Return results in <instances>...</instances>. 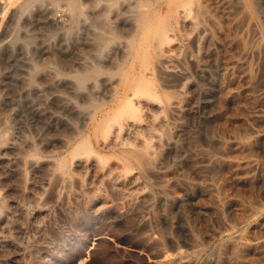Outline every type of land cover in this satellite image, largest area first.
<instances>
[{"label": "bare ground", "instance_id": "obj_1", "mask_svg": "<svg viewBox=\"0 0 264 264\" xmlns=\"http://www.w3.org/2000/svg\"><path fill=\"white\" fill-rule=\"evenodd\" d=\"M3 1V0H2ZM5 2V1H4ZM263 2V1H262ZM1 4H3L1 2ZM0 4V5H1ZM259 2L258 0H7L4 5V10L6 12H8L9 9H12L14 15L16 16L17 18V22H19V18L23 17V16H26L25 19L27 18H33V20H39V21H43L47 26H48V29L51 25L52 28H54V31H51L52 28H50L49 30L51 32H49V34L47 33V35L43 34L42 33V36H41V33H39L41 37V40L39 43H41L43 46H53V48L57 49L56 52L58 53H70L69 51L72 50V48H74L76 50L77 46L80 45L82 42H79V40L83 41L84 39L86 40V42H88V46L91 48H87L88 51H84L86 49V47H84L85 49L83 50L85 52V54L87 55V53L89 51H93L92 53L95 54L94 56L95 57H90L91 59H89L88 61V58L89 56V53H88V58L86 59V62L87 63H90L89 66L87 65H83L84 66V73L82 72L81 75L78 76L77 78V83H82L86 78L88 79V77L92 76V75H95L96 73H98L100 71V65L103 64L102 60V64H100V57L99 54L102 53V51L104 49H109L111 45H117L119 46V48L121 49V51L123 52L122 54H124V60L122 58L123 61L127 62L128 66H127V69L125 71V73H123L122 75H120V77H118V79H112V80H115V81H111L109 80V82L107 83V79H106V76H105V79L106 80L105 82L102 83L103 87H105V90L104 92H102V94H100L99 92L97 93L96 90H92L91 89V86L93 85H88V89L89 91L92 90V92H88L89 95L87 97V100L85 102V105H82V106H79L77 105L73 100H68V97L67 98H64L65 96H62L61 94H56L58 96V100L60 102L61 107L62 106L64 108H66L68 110L69 113L71 114H75L74 116L79 118L80 121H77L78 118H77V122H80V127H82V129H86L88 130V133L92 132L93 134L96 133L100 134L103 136V139H105L107 141V144L108 146H110L111 148H114L118 145H127V144H131L132 139H135V138H132V139H128L127 140V137L129 136H132L134 135V137L137 136L136 140L139 139L141 136L138 137V135L140 134H144V133H141V132H148L147 134V138L142 137V142H144V148L141 149V151L139 150L138 152L134 151V150H128V151H125L124 149V153H122V160L124 159V164H125V168L124 170H126L127 172H125L124 170H122V172H117V169H116V173H113L110 174L111 172V164H108V162L113 159V156L111 157V154L109 156V153H106L107 155L104 154V156H107V161L106 162V157H103L102 159V156H100L97 152H99L97 149L99 148L98 147L95 151L89 144V139L87 136H85L84 134L81 135L80 139H77L78 141H74L76 142V144L73 146V148L70 151V157L72 159V162L73 164H76L74 166H78L77 164H82L84 166H95L97 168V170H99V174L101 173L100 178L101 179V176H105L106 179L107 177L109 176V179H110V182H108L109 184L111 183V181H113L115 184H122L123 182L126 183V181H130V182H133L132 180L134 179L135 181V174L133 175L132 171H134L135 168L133 169H129V167H131L133 164V160H138V161H141V159H144V163L146 162L149 163L151 161H146V157L148 155H151L149 153H151V151H153V147H154V143L156 141H154L153 143V139L155 140V137L157 138L156 140H158V134L155 130H157L156 128L158 127H163L164 126V122H165V117L167 115H174V114H178L180 112H184L187 108H189L192 104V102L195 100V98H198L201 97L200 99H202L205 103L209 104L210 105V109H211V105H216L218 107V109H220L219 111V114L216 116V118L219 119V117L222 116V113H223V110L225 109L224 106L225 105H228V104H233L234 106L236 105V115H234L233 117L237 116V114L239 115L242 114L243 116V120L244 122L246 123H249L251 128H249L250 126L247 124V126L249 127H245L244 130L246 128V130H249V129H252L249 130L251 131V133H249V131H247L249 134H246L244 133V130L238 125V121H240L239 119L237 120V118H235L236 120L233 121V125L236 129H233L234 132H235V135H234V132L233 130L231 132H233L232 134L235 136L233 139H228V137H224L223 136H216V135H221L223 133V131H218L217 129V134L212 133V132H207L208 134L206 135V141L207 144L209 143L212 148L211 150L208 151V148L210 147H206L204 146V144H201L203 145L207 150H204V147L200 149V147L198 148H195V149H192L193 147V142L190 143V140L191 138H194L192 136H195V135H198V134H195V135H192L190 136L191 138L190 139H187L188 141H185L186 142V145H187V142H188V145L189 143L192 145V147L189 145L187 147L191 148L189 149L190 151L186 152L187 150V147L183 149V151L185 152L183 154L184 155H187V156H195V155H198L200 153L197 154V149L199 151H201L202 153L198 156L201 157V155L203 154V156L205 157V159L208 160V163H210L211 165L213 164V167L214 168H217L215 167L214 165L218 164V163H221V162H228L229 164H231L232 166L233 165H236L235 167L237 166H240L242 167L243 171H244V174L246 172L245 175H247L249 173V177H248V181L245 180L248 185L251 187L250 189L248 188L249 186L247 185V191L245 192L244 188L245 186L243 185L242 188H240L238 186V189H242L244 193H241V194H237V192L239 193L240 191H235L236 195H234V193L232 194H229V195H234L233 197L231 196L230 199H228L232 204H234L235 209L233 212L237 213L238 214V219L240 220V223L241 222H244L246 220H249L251 219L254 215L256 214H260V212H264V160H261L259 159L260 155H262L264 153V22L262 23V21L264 20H261L263 17L261 15V9H259ZM260 6H262V4H260ZM6 8V9H5ZM57 8H60L62 9V13H64V21H67L69 22V26L67 28L65 27H61L63 23V18L60 19L58 18V16L61 14H56V9ZM59 9V10H60ZM1 10V9H0ZM58 10V11H59ZM261 10V11H260ZM264 10V9H263ZM61 12V11H60ZM30 13L31 15H33L32 17L30 16ZM1 14V13H0ZM7 14V13H5ZM11 16V15H10ZM10 16H7V17H10ZM13 16V15H12ZM1 19L3 18V16L0 17ZM15 18V17H13ZM264 18V17H263ZM4 19V18H3ZM2 19V21H3ZM11 19V18H10ZM24 19V21H25ZM9 20V18L7 19V21ZM14 21V19H12ZM10 20V21H12ZM3 22V23H8V22ZM26 21H29L28 19ZM1 22V20H0ZM38 21H36L37 23ZM2 23V22H1ZM11 23V22H9ZM21 24H25L26 22H23L21 21L20 22ZM29 23H31L32 25V21ZM35 23V24H36ZM40 23V22H39ZM39 23H37V27L38 25H40ZM43 24V23H41ZM50 24V25H49ZM4 27L6 26V24H3ZM8 25V24H7ZM15 25V24H14ZM18 25V24H17ZM26 25V24H25ZM23 25V30H27L26 33H23L25 34H22V27L19 25V27L21 28L20 29V34L23 35V38L21 39V36L20 34H18L16 32V28L13 27V29L11 30L10 27L12 28V26H9L7 30H10L9 35H6V39L4 37V34H3V39L6 40V46L4 44H2L3 46L7 47V48H10L12 49V53L9 54V58L11 61H14L17 63L18 61V57L17 55L15 54H18L16 53L18 50L17 49H13L15 48L16 46L19 47V49L21 50L20 51V56H23L24 55V58H21L23 59V62H21V65L19 66H22L25 71V74H31L34 70H36L37 68V65L36 63L34 62L35 60L31 57V53H33V51L31 53H29L27 51V46L29 47V44L32 42V39L36 38V37H32L31 34H28L29 32V28L28 29H25ZM27 25L28 22H27ZM35 25V26H36ZM44 25V24H43ZM67 25V24H66ZM64 26V25H63ZM18 27V26H17ZM30 27V26H28ZM34 27V26H33ZM45 27V26H43ZM3 28V27H2ZM42 28V26H41ZM40 28V29H41ZM4 29V28H3ZM5 29V30H6ZM38 31L39 27L38 28H34V30ZM95 30L97 32H93L92 31ZM33 30V31H34ZM43 30H47L43 28ZM48 30V31H49ZM83 30L85 32V36H83ZM122 31L124 33H128L129 34V38L126 39L124 38L125 40H121L119 41L118 38H117V34L119 31ZM32 29L30 30V33H31ZM32 31V32H33ZM40 31V30H39ZM92 31V33L90 32ZM121 31L119 34H121ZM6 32V31H5ZM28 32V33H27ZM36 32V31H35ZM47 32V31H45ZM34 34H37V33H34ZM124 35V34H123ZM127 36V34H125ZM0 36L1 33H0ZM8 36V38H7ZM38 36V34H37ZM122 36V35H121ZM84 38V39H83ZM1 40V39H0ZM3 40V41H4ZM35 40V39H34ZM36 41V40H35ZM2 42V40H1ZM34 42V41H33ZM78 42L80 44H78ZM40 44V46H41ZM85 44V42H84ZM83 44V46H84ZM0 45V46H2ZM82 45V44H81ZM80 45V46H81ZM86 45V46H87ZM2 46V47H3ZM15 46V47H14ZM34 46V45H33ZM39 46V45H38ZM39 46V47H40ZM112 46V47H113ZM1 47V48H2ZM48 47V48H49ZM34 49L36 48L35 46L33 47ZM43 48V47H41ZM39 48V51H41ZM46 49H48L47 47H44ZM51 48V47H50ZM118 48V49H119ZM6 49V48H5ZM4 49V50H5ZM30 49V48H29ZM38 49V48H37ZM36 49V50H37ZM83 49V48H82ZM119 49V50H120ZM16 50V52L14 53L13 51ZM32 50V49H31ZM44 50V49H43ZM104 50V54H105V51ZM2 51V50H1ZM6 51V50H5ZM38 51V50H37ZM52 51V50H51ZM50 51V52H51ZM54 51V50H53ZM78 52H80L79 50H77ZM110 51V50H109ZM120 51V53H121ZM7 52H10L7 50ZM19 52V51H18ZM23 55H21L22 53ZM43 52V51H42ZM41 52V54H43ZM74 52V51H73ZM83 52V53H84ZM95 52V53H94ZM112 52V51H111ZM116 52V51H115ZM119 52V51H117ZM1 53V52H0ZM45 53V52H44ZM49 53V52H48ZM55 53V52H53ZM90 53V54H92ZM37 54V52H36ZM56 54V53H55ZM77 54V53H76ZM84 54V55H85ZM92 54V56H93ZM112 54V53H111ZM114 54V53H113ZM29 55V56H28ZM35 55V52L34 54H32V56L34 57ZM44 55V54H43ZM42 55V56H43ZM52 55V54H51ZM54 55V54H53ZM70 55V54H68ZM73 55H75L73 53ZM72 55V56H73ZM78 55H83L82 53H79ZM77 55V56H78ZM82 56V57H79V58H75L76 60L82 58L83 60V57H84V60H85V56ZM107 55V54H106ZM119 55V53H118ZM121 55V54H120ZM1 56V55H0ZM4 56V55H3ZM5 56H6V52H5ZM8 56V55H7ZM36 56V55H35ZM45 58H47L48 54H45ZM50 56V55H49ZM48 56V57H49ZM56 56V55H55ZM60 56V55H59ZM58 56V57H59ZM72 56H69V58H71ZM75 55V57H77ZM105 56V55H103ZM111 58H113L112 55H109ZM108 56V57H109ZM31 57V58H30ZM54 57V56H53ZM58 57L57 58V61H58ZM63 57V56H62ZM61 57V58H62ZM67 57V56H66ZM65 57V58H66ZM74 57V56H73ZM72 57V58H73ZM99 57V58H98ZM106 57V58H108ZM8 58V57H6ZM8 58V59H9ZM20 58V57H19ZM39 58V57H38ZM37 58V59H38ZM45 60V64L48 63L49 60ZM98 58V59H97ZM110 58V59H111ZM120 57L118 56V60ZM41 59V58H40ZM43 59V58H42ZM49 59V58H48ZM64 59V57H63ZM104 59V57H103ZM109 59V60H110ZM117 59H115L117 61ZM1 60V59H0ZM65 60V59H64ZM72 60V59H71ZM81 60V61H82ZM83 60V61H84ZM91 60V61H90ZM106 60V59H104ZM108 60V59H107ZM122 60H120L119 64L122 62ZM5 61V60H3ZM21 61V60H20ZM19 61V62H20ZM42 61V60H41ZM67 61V60H65ZM69 61V59H68ZM73 62L75 60H72ZM72 61H71V65L69 66H72ZM94 61V62H93ZM114 61V60H113ZM112 61V62H113ZM6 62V61H5ZM3 62V63H5ZM8 62V61H7ZM10 62V61H9ZM13 62V63H14ZM38 62V61H37ZM109 62V61H108ZM111 62V61H110ZM109 62V63H110ZM118 62V61H117ZM1 62V64H3ZM41 63V62H39ZM50 63H53V61L49 62ZM56 63V62H55ZM54 63V64H55ZM59 63V61L57 62ZM79 61L77 64H75V66L77 65V69L81 66H78L79 65ZM85 63V61L83 62ZM82 63V64H83ZM106 63V62H105ZM106 63L108 66L112 63ZM185 63H189V66L191 64L192 66V70L193 71V75L194 74H197V76L199 77V79L201 80H204V85H200L199 81L195 78H192L195 79V80H192L191 79V76H190V72L188 70V68L186 67L188 64H185ZM8 64V63H6ZM12 64V62H11ZM43 64V62L41 63ZM65 64V62H64ZM66 64H69L66 63ZM100 64V65H99ZM114 64H115V61H114ZM10 65V63L8 64ZM40 65V64H39ZM58 65V64H57ZM61 65V64H60ZM56 66L55 67H58L59 69H64V67L61 68V66ZM1 66V65H0ZM3 66V65H2ZM7 65H5L6 67ZM13 66V64H12ZM51 66V65H49ZM48 66V67H49ZM112 66V65H111ZM114 66V65H113ZM116 66V64H115ZM114 66V67H115ZM4 67L5 69V73L6 71H8V67H7V70L6 68ZM17 68V66H15ZM47 67V66H46ZM43 66V68H45L46 70H48V68H46ZM68 67V66H67ZM86 67V68H85ZM104 67V66H103ZM101 67V68H103ZM53 68V67H52ZM110 68V66H109ZM1 69V68H0ZM10 69V68H9ZM20 69V68H18ZM40 69V68H39ZM44 69V70H45ZM75 68H72L70 69V71L68 70V72L71 73L72 70H74ZM76 69V70H77ZM104 69V68H103ZM11 70V69H10ZM41 70V69H40ZM39 70V71H40ZM45 70V71H46ZM56 70V68H55ZM58 70V69H57ZM75 70V71H76ZM79 70V69H78ZM191 70V69H190ZM3 70H1L2 72ZM13 71H19V70H14V67H13ZM21 71V70H20ZM18 72L21 74V72ZM51 71H53V69H51ZM61 71V72H62ZM65 71V70H64ZM0 72V73H1ZM56 71H53V73H55ZM74 72V71H72ZM195 72V73H194ZM3 73V72H2ZM4 73V74H5ZM14 73V72H13ZM16 74L17 76L19 74ZM24 73V72H23ZM22 73V75H23ZM36 73V72H35ZM37 73H41V72H37ZM47 73V72H45ZM49 73V72H48ZM52 73V72H51ZM104 73V72H103ZM3 74V77L0 76V86L1 87H5L7 86V78L9 79L8 76H5ZM15 74V73H14ZM13 74V75H14ZM63 74V73H62ZM32 75V74H31ZM31 75H30V78H31ZM41 75V74H40ZM47 75V74H46ZM46 75L45 76H42L43 78L45 77L46 78ZM55 76H49V80H51L50 84L53 82L55 83L54 81L58 80V76L56 77V74H54ZM58 75V73H57ZM65 75V74H64ZM103 75V74H102ZM15 76V75H14ZM16 76V77H17ZM28 76V75H27ZM35 76V75H34ZM61 76V75H59ZM19 77V76H18ZM24 77V78H23ZM96 77V76H95ZM94 77V78H95ZM98 77V76H97ZM100 77V76H99ZM196 77V76H195ZM197 77V78H198ZM25 76H22L21 78L17 79V78H14L16 82H19L24 86L25 85V80L29 83H31V80L33 79H30ZM35 78V77H34ZM112 78V77H110ZM38 79V78H37ZM41 79V78H40ZM48 79V78H47ZM61 79H67L68 80V77L67 78H61ZM72 79V78H71ZM109 79V78H108ZM43 80V85H44V79H41ZM40 80V82H41ZM65 80V81H67ZM70 80V79H69ZM94 80V79H93ZM102 80V79H100ZM9 81V80H7ZM35 81V80H34ZM48 81V80H47ZM45 81V82H47ZM61 81V80H60ZM156 81H159L158 83H156ZM39 82V81H37ZM39 82V84H40ZM63 82V81H62ZM61 82V83H62ZM68 82V81H67ZM73 81L72 80V84L70 82H68L70 84L69 87H72L74 86L75 89L78 90L79 92V89H78V86H75V84H73ZM86 82V81H85ZM202 82V81H201ZM52 83V85H53ZM90 83H92L90 81ZM94 83V81H93ZM27 84V83H26ZM37 83L33 84L32 86L34 87L33 88V91L36 90L35 89V86ZM42 84V83H41ZM65 84V82H64ZM67 84V83H66ZM85 84V83H84ZM203 84V83H202ZM10 85H13V84H10ZM48 85V84H47ZM55 85L57 84H54L53 87H55ZM68 85V84H67ZM79 85V84H78ZM97 85V84H96ZM101 85V86H102ZM9 86V84H8ZM7 86V87H8ZM17 86V85H16ZM15 86V87H16ZM30 86V85H29ZM38 86V85H37ZM46 87V85H44ZM44 86H43V89H44ZM51 86V85H50ZM48 86V87H50ZM65 86V85H64ZM0 87V88H1ZM41 88V90L43 91L41 85L39 86ZM68 88V86H66ZM73 87V88H74ZM93 87V86H92ZM11 88V87H10ZM19 88V87H18ZM32 88V87H31ZM40 88H37V89H40ZM63 88V87H62ZM62 88H56L55 87V90L57 89H62ZM72 88V89H73ZM81 88V86L79 87ZM83 88V87H82ZM95 88V87H93ZM2 89H5V88H2ZM14 89V85H13V88L10 89L13 91ZM17 89V88H16ZM20 89V88H19ZM27 89V88H26ZM50 89H52L50 87ZM49 88L46 89L47 91L50 90ZM65 89V93H69L68 90ZM62 89V90H64ZM70 89V88H69ZM7 90V89H6ZM25 90V89H23ZM28 90H30L29 88L27 89V93L25 94H28ZM53 90V89H52ZM51 91L50 92H56V91ZM71 90V89H70ZM76 90V91H77ZM31 91V90H30ZM40 91V90H39ZM45 91V90H44ZM67 91V92H66ZM74 89H73V92L75 93L76 92ZM82 91V89L80 90ZM86 91V89H85ZM95 91V92H93ZM102 91V90H101ZM2 94H0V165L2 164V162H4V154H8V151L10 149H15L17 147V144L13 141V140H16L15 138H13L11 136L10 137H7L6 136V133H8L9 131V124H8V121L6 120L8 117H4L3 115H1L3 111H5L4 109L7 107V108H11L12 107V113L14 115V110H15V113H18L20 114V112H18L19 108L22 107V103H23V100L27 101V99L25 97L22 96V98H24L23 100L21 98H15V99H9L7 96L9 93H5V95L3 94V90L1 91ZM11 92V91H10ZM19 92V91H18ZM36 92V91H34ZM33 92V94H34ZM38 92V90H37ZM36 92V93H37ZM41 92V91H40ZM39 92V93H40ZM46 92V91H45ZM49 92V91H48ZM47 92V93H48ZM72 92V91H71ZM13 92H11V97L14 96V94H12ZM24 93V92H23ZM44 92L40 94H38L39 96H42L44 97L45 95L43 94ZM64 93V92H62ZM80 93V92H79ZM87 93V94H88ZM19 94V93H18ZM32 94V95H33ZM44 96H43V95ZM49 95H46V96H50L51 93H48ZM76 94V93H75ZM78 94V93H77ZM82 94V92H81ZM84 94V93H83ZM10 95V94H9ZM22 95V94H21ZM24 95V94H23ZM29 95V94H28ZM31 95V94H30ZM53 95V94H52ZM54 95V97L56 96ZM70 95H72V97H76L75 95H73V93H71ZM79 95V94H78ZM18 96V95H17ZM56 96V97H57ZM81 96V95H79ZM78 96V97H79ZM16 97V96H14ZM19 97V96H18ZM42 97H41V100H42ZM55 97V98H56ZM83 97V96H81ZM80 97V98H81ZM28 99H30V97H27ZM34 98V96H33ZM9 99V100H8ZM50 100L52 99L51 97L49 98ZM56 99V103H57V100ZM64 99H67V100H64ZM76 99H78L76 97ZM35 100H37L35 98ZM40 100V101H41ZM44 100H46V97L44 98ZM42 100V101H44ZM48 100V99H47ZM48 100V101H50ZM53 100V99H52ZM51 100V101H52ZM39 101V99H38ZM37 101V102H38ZM47 101V103H48ZM55 101V100H54ZM80 101V99H79ZM198 101V100H197ZM81 102V101H80ZM82 102H83V98H82ZM26 103V102H25ZM29 103H31V100H29ZM46 103V102H45ZM51 103V102H50ZM49 103V105H50ZM196 103V102H195ZM27 104V103H26ZM39 104V103H38ZM36 104V105H38ZM43 104V102L41 103ZM52 104V103H51ZM55 104V103H54ZM53 104V105H54ZM59 104V103H58ZM198 104V102H197ZM31 105V104H30ZM40 105V104H39ZM46 105V104H45ZM51 105V107L53 106ZM199 105H200V101H199ZM202 105V104H201ZM25 106V105H24ZM23 106V107H24ZM232 108V105H229L228 107ZM27 107V105H26ZM31 107V106H30ZM33 107V105H32ZM31 107V108H32ZM43 107V106H42ZM50 107V106H49ZM48 107V108H49ZM54 107V106H53ZM58 107V106H56ZM193 107V106H192ZM201 107V106H200ZM203 107V105H202ZM207 107V106H206ZM205 107V108H206ZM9 108V109H10ZM36 108H40L39 110H41V106L40 107H36ZM47 108V107H46ZM196 108V107H193V109ZM199 108V107H198ZM204 108V110H205ZM209 108V106H208ZM224 108V109H223ZM28 109V107H27ZM27 109H24L23 111L27 110ZM44 109H45V106H44ZM42 109V110H44ZM57 109V108H56ZM190 109H192L190 107ZM189 109V110H190ZM197 109V108H196ZM195 109V110H196ZM203 109V108H202ZM212 109H214L212 107ZM217 108L215 107L214 110H216ZM37 111L38 113L41 112V111ZM62 109H60L61 111ZM212 110V111H214ZM9 111V110H8ZM21 111V110H20ZM22 111V113H23ZM50 111V110H49ZM52 111V110H51ZM58 111V109H57ZM63 111V110H62ZM212 111L210 110V113H211V116L212 114ZM2 112V113H1ZM34 112V111H33ZM48 112V111H47ZM59 112V111H58ZM186 112V111H185ZM191 112V110H190ZM189 112V114H190ZM227 112V111H226ZM229 112V111H228ZM227 112V113H228ZM6 113H7V109H6ZM11 113V112H10ZM27 113V112H26ZM45 113V112H44ZM52 112H50V115H51ZM64 113V111H63ZM63 113H61V115H63ZM181 113V114H182ZM188 113V112H187ZM185 113V114H187ZM192 113V112H191ZM208 113H209V109H208ZM25 114V112H24ZM28 114L29 111H28ZM33 113L31 112L30 115H32ZM53 114V113H52ZM230 116L233 115L232 113H228ZM5 115V114H4ZM29 115V116H30ZM47 114H45V116H50ZM56 115V114H54ZM61 115H59L60 117H57L59 118V120H61ZM209 115V114H208ZM207 115V116H208ZM227 114H224L223 117H225ZM15 116V115H14ZM22 115H18V117ZM28 116V115H26ZM33 116V115H32ZM38 116V115H37ZM53 116V115H52ZM55 116V117H56ZM73 116V117H74ZM215 116V115H214ZM213 116V117H214ZM12 117V115H11ZM24 117V115H23ZM22 117V118H23ZM39 117V116H38ZM17 118V117H16ZM15 118V122L17 119ZM64 118V117H63ZM62 118V119H63ZM174 118H176L174 116ZM173 118V119H174ZM178 118V117H177ZM176 118V119H177ZM215 118V117H214ZM240 118V117H239ZM242 118V117H241ZM10 119V118H8ZM25 118H23V120H25ZM37 119V118H36ZM34 118V120H36ZM41 119V118H39ZM43 119V117H42ZM41 119V120H42ZM49 119V118H48ZM54 119V117H53ZM67 119V118H66ZM64 119V120H66ZM170 119V118H169ZM175 119V120H176ZM210 119V118H209ZM213 119V118H212ZM222 119V118H220ZM226 119V118H224ZM223 121L218 124H222L223 122H225L226 124V121ZM29 121H31L30 119H28ZM33 122H37V121H34ZM44 120V119H43ZM55 120V119H54ZM53 120V121H54ZM172 120V118H171ZM171 120H168V121H171ZM179 120V118H178ZM208 120V119H207ZM13 122V120H10ZM45 121V120H44ZM51 121V120H50ZM72 121V119H71ZM73 121H75V119H73ZM182 122H184L182 119H181ZM180 121V123H181ZM229 121V120H228ZM11 122V123H12ZM22 122V125H24L23 121ZM40 122V121H39ZM38 122V123H39ZM60 122V121H59ZM173 122V121H172ZM171 122V123H172ZM206 122V121H205ZM210 120L208 121V124H207V127H210L208 125L209 124ZM254 122H257V124H261V127H259L258 125V129L256 127V129H254V126L252 125H255L253 124ZM10 123V124H11ZM27 124H29L30 122L26 121ZM37 123V124H38ZM42 123V121H41ZM39 123V124H41ZM48 123L50 124L49 120H48ZM54 123V122H53ZM64 123V122H63ZM63 123H60L63 124ZM69 123V122H68ZM74 123V122H73ZM169 123V122H168ZM177 123V122H176ZM179 123V121H178ZM179 123V125H180ZM207 123V122H206ZM212 123V122H210ZM229 123V122H228ZM15 124V123H14ZM18 124L20 125L21 123L18 122ZM45 124H47V122L45 121ZM44 124V125H45ZM55 124V123H54ZM58 124V123H56ZM66 124V122H65ZM70 124V123H69ZM72 124V123H71ZM160 124V126H159ZM162 124V125H161ZM173 124V123H172ZM171 124V125H172ZM214 125V123H212ZM259 124V125H260ZM13 125V123H12ZM11 125V126H12ZM18 125V126H19ZM42 124V126H44ZM59 125V126H60ZM67 125V124H66ZM65 125V126H66ZM176 125V124H175ZM174 125V126H175ZM185 125V124H184ZM216 125V124H215ZM224 125V124H223ZM241 130H243V133H241L240 131V128ZM15 126V125H13ZM51 126V125H50ZM49 126V127H50ZM57 126V125H56ZM71 126V125H70ZM73 126V125H72ZM71 126V128H72ZM158 126V127H157ZM173 126V127H174ZM203 126V124H202ZM201 126V127H202ZM218 126V125H217ZM216 126V128H217ZM229 126V125H228ZM231 126V125H230ZM229 126V127H230ZM25 127H27L25 125ZM24 127V128H25ZM30 127V125L28 126ZM27 127V129H28ZM41 127V126H40ZM55 127V125H54ZM58 127V126H57ZM64 128V126H62ZM68 127V125H67ZM75 127V126H74ZM73 127V128H74ZM79 127V128H80ZM161 127V128H162ZM206 127V126H205ZM212 127V126H211ZM210 127V128H211ZM219 127V126H218ZM242 127H244V124H242ZM13 128V127H12ZM15 128V127H14ZM21 130H22V126L20 127ZM47 128V127H46ZM51 128V127H50ZM60 128V127H59ZM58 128V129H59ZM62 128V129H63ZM70 128V129H71ZM72 128V129H73ZM76 128V127H75ZM159 128V129H161ZM165 128V127H164ZM175 128V127H174ZM209 128V129H210ZM26 129V130H27ZM53 129V128H52ZM61 129V130H62ZM68 129V128H67ZM67 129H66V132H67ZM78 129V128H76ZM76 129H74L73 131H75L76 133ZM169 130V128H167ZM177 129V128H176ZM179 129V128H178ZM181 129V127H180ZM185 129V128H184ZM213 129V128H211ZM231 129V128H230ZM12 130V129H11ZM18 130V133L19 134V131H21L20 129H17ZM54 130V129H53ZM65 131V129H63ZM163 130V129H162ZM172 130V129H171ZM175 130V129H174ZM188 130V129H187ZM190 130V129H189ZM188 130V131H189ZM245 130V131H246ZM15 131V130H14ZM24 129H23V133L25 136L28 135V134H25L24 133ZM29 131V130H27ZM45 131V129H44ZM43 131V133L45 134V132ZM52 131V130H51ZM57 131V130H56ZM69 131V129H68ZM71 132H73L72 130H70ZM69 131V132H70ZM85 131V130H84ZM177 131V130H175ZM192 131V129H191ZM200 131V130H199ZM198 131V133H199ZM204 131V130H202ZM213 131V130H211ZM171 134L172 132L169 131ZM167 132L166 133V136H168L167 134L169 133ZM179 132V131H177ZM176 132V133H177ZM197 132V131H195ZM194 132V133H195ZM11 133V132H10ZM8 133V134H10ZM13 133V132H12ZM30 133V132H29ZM36 133V132H35ZM50 133V131L48 132V134ZM159 133V136L161 137V132H158ZM164 133V131H163ZM169 133V134H170ZM188 134L190 133L187 132ZM205 132H203L204 134ZM240 134V137H238L237 135ZM7 134V135H8ZM15 134V133H14ZM17 134V135H18ZM21 134V133H20ZM42 134V133H41ZM61 134V133H59ZM65 134V132H64ZM64 134H61V135H64ZM69 134V133H68ZM68 134L66 136H68ZM149 134L151 135V139H152V142H151V139L150 141H148V136ZM165 134V133H164ZM170 134V135H171ZM181 134V133H180ZM184 134V133H183ZM193 134V132H192ZM16 135V136H17ZM24 135H20L21 138H25ZM58 135L57 133L55 134V136ZM73 135V133H72ZM92 135V134H91ZM146 135V134H145ZM144 135V136H145ZM176 135V134H175ZM179 135V134H177ZM187 135V134H186ZM184 134V136H186ZM200 135V133H199ZM232 135V136H233ZM14 135V137H16ZM30 136L31 138V135H28ZM51 136V135H50ZM53 136V134H52ZM70 136H71V133H70ZM93 136V135H92ZM143 136V135H142ZM201 136L202 138L204 137L201 133ZM200 136V137H201ZM41 136L39 135V138ZM72 137V136H71ZM101 137V136H100ZM99 137V138H100ZM128 137V138H129ZM165 136L163 135L162 138H164ZM169 137V136H168ZM183 137V135L181 136ZM199 137V136H198ZM197 136H195L196 138V141L200 138H198ZM7 138V139H6ZM13 138V140H12ZM19 138V137H18ZM27 138V137H26ZM30 138L28 140H30ZM38 138V140H40ZM45 138V137H44ZM97 138V137H95ZM98 138V139H99ZM131 138V137H130ZM187 138V137H185ZM194 138V139H195ZM198 138V139H197ZM201 138V139H202ZM32 139V138H31ZM37 139V138H36ZM161 139V138H160ZM165 141L166 143L168 142L167 138L165 137ZM174 139V138H173ZM178 139V138H177ZM176 139V141H173V147L172 148H177L179 147V143H178V140ZM18 140V139H17ZM20 140V139H19ZM22 140V139H21ZM21 140L19 142H21ZM25 140V139H24ZM24 141V143L27 145V149L25 148V146L23 148H25V150H27L26 152H28V150H30L29 148H31L32 146V142L30 141ZM46 140V139H44ZM76 140V139H75ZM135 140V141H136ZM164 140V139H163ZM186 140V139H185ZM190 140V141H189ZM203 140V139H202ZM42 141V140H41ZM41 141H37L38 143H41ZM48 141V144H53L54 143H57L59 146L65 148L67 150V147L70 145V140H68L67 138H64V137H60L59 139H52L49 141V139L47 140ZM92 141V140H91ZM128 141L130 143H128ZM139 142V145L134 143L136 146H140V144L142 143L140 140H138ZM169 141H172V139L170 140L169 138ZM184 141V140H181V142ZM204 141V140H203ZM18 142V141H16ZM46 142V141H45ZM97 142V140H96ZM95 142V143H96ZM99 142V141H98ZM97 142V143H98ZM134 142V141H133ZM132 142V143H133ZM164 142V141H162ZM198 142V141H197ZM196 142V144H198ZM202 141L200 140V143ZM23 143V140L21 143H19L20 145ZM60 143V144H59ZM106 143V142H104ZM161 143V142H160ZM164 143V144H166ZM169 143V142H168ZM167 143V144H168ZM199 143V144H200ZM203 143V142H202ZM18 144V145H19ZM24 144V145H25ZM45 143H43L44 145ZM47 144V143H46ZM93 144V143H92ZM156 144V143H155ZM159 144V143H158ZM195 144V143H194ZM198 144V145H199ZM19 145V146H20ZM42 145V146H43ZM57 145V146H58ZM121 145V146H122ZM132 145V148H134L133 144ZM142 145V144H141ZM185 145V144H183ZM185 145V146H186ZM200 145V146H201ZM28 146H30L28 148ZM46 147L48 145H45ZM51 146V147H52ZM106 147V145H103ZM161 146V145H160ZM160 146H155V148H159L158 150L162 151L164 148L163 146H161L162 148L160 149ZM170 146H172V144L170 143ZM195 146V145H194ZM22 147V145L20 146ZM16 148L18 151H13L12 152H17L15 155H16V159L19 161V164L21 165L22 162H25L24 164L27 165V163H29L30 167L32 169H38L39 167H46V168H49L47 170H51L50 173L52 174V172H54L55 174H57L58 172L54 169L56 168L57 170H59L60 172L59 173H62L63 175H65L66 177L65 178H68L70 179L71 175H70V169H73V168H70V165L69 162V159L70 157H66V156H63L61 158H58L57 160H54L53 158L52 159H40L39 157H36L32 154H29V155H26L25 154V150L24 152H21L20 149L22 148ZM39 147V146H38ZM72 147V146H71ZM131 147V146H130ZM196 147V146H195ZM43 148V147H42ZM49 149V147H47ZM106 148H109V147H106ZM124 148V147H123ZM126 148H129V147H126ZM131 148V149H132ZM156 148V149H157ZM170 148V149H172ZM182 148V147H181ZM194 148V147H193ZM37 149V148H36ZM40 149V148H39ZM54 149V147L52 148ZM51 149V150H52ZM57 149V148H56ZM54 149V150H56ZM61 149V148H60ZM137 149V148H136ZM167 149V147H166ZM203 149V150H202ZM210 149V148H209ZM240 149V150H239ZM22 150V151H23ZM47 151V149H45ZM44 150V151H45ZM50 150V152H51ZM54 150H52V152H54ZM62 150V149H61ZM65 150V151H66ZM104 150V149H103ZM122 150V149H121ZM120 150V151H121ZM165 150V149H164ZM182 150V149H181ZM257 150H260L262 151V154L261 152L259 154H255V155H259V157L255 156L253 153H257L258 151ZM41 151V150H39ZM43 151V150H42ZM57 151V150H56ZM55 151V152H56ZM59 151V150H58ZM112 151V149H111ZM119 149H117L116 152H118ZM178 151V150H177ZM176 151V153H177ZM183 151L179 152V153H182ZM234 151V152H233ZM235 151H239L240 154L241 152H244L245 151L249 154L245 155L244 153H242L245 157L247 156L246 158L247 159H243V161H234L233 159L232 160H229L230 157H232L231 155H233L232 153L235 154ZM257 151V152H256ZM30 152V151H29ZM49 152V151H48ZM104 152V151H103ZM114 152V151H112ZM175 152V150H174ZM232 152V153H231ZM236 152V154H237ZM40 153V152H39ZM43 153V152H42ZM60 153V152H59ZM58 153V154H59ZM111 153V152H110ZM145 153V154H144ZM155 153V150L154 152H152V155ZM157 154H159L158 152H156ZM154 154L155 156L151 157L152 158H155L157 156L158 158V155L157 154ZM164 153V151L162 152ZM161 153V154H162ZM177 153V154H179ZM6 154V155H7ZM11 154V152L9 153ZM8 154V155H9ZM13 154V153H12ZM69 154V153H67ZM121 154V152H120ZM146 154H148L147 156H145ZM160 154V155H161ZM231 154V155H230ZM239 154V153H238ZM237 154V155H238ZM254 155L255 157H249L248 155ZM13 155V156H15ZM39 155V154H38ZM45 155V154H44ZM47 155V154H46ZM54 155V154H52ZM117 155V154H116ZM159 155V156H160ZM180 155V154H179ZM182 155V154H181ZM227 155H230V157H227ZM250 155V156H251ZM264 155V154H263ZM48 156V155H47ZM50 156V155H49ZM55 156V155H54ZM69 156V155H68ZM119 156V154H118ZM121 156V155H120ZM197 156V157H198ZM51 157V156H50ZM60 157V155H59ZM115 157V156H114ZM117 157V156H116ZM115 157V158H116ZM161 157V156H160ZM159 157V158H160ZM185 157V156H184ZM196 157V156H195ZM198 157V158H200ZM241 157V155L239 156ZM12 158V157H10ZM8 158V159H10ZM109 158H111L110 160H108ZM114 158V159H115ZM155 159L157 162L156 164H158V159ZM189 158V157H187ZM194 158V157H193ZM192 158V159H193ZM203 158V157H201ZM229 158V159H227ZM233 158V157H232ZM15 159L12 158V160ZM113 159V160H114ZM235 159H236V156H235ZM105 160V161H104ZM121 160V159H120ZM149 160V158L147 159ZM161 160V159H160ZM159 160V161H160ZM196 160V158H195ZM199 160V159H198ZM206 160V162H207ZM9 161V160H8ZM7 161V162H8ZM11 161V160H10ZM112 161V160H111ZM153 161V159H152ZM200 161V160H199ZM197 161V162H199ZM204 161V160H203ZM5 161V163H7ZM135 162V161H134ZM142 162V161H141ZM140 162V163H141ZM155 162V161H153ZM201 162V161H200ZM11 163V162H10ZM118 163V162H117ZM143 163V164H144ZM152 163V162H151ZM4 164V163H3ZM16 164V162H15ZM121 164V162L119 163V165ZM135 164H138L135 162ZM144 164V165H146ZM153 165L154 167L156 166ZM205 164V163H204ZM23 165V164H22ZM21 165V166H22ZM25 165V166H26ZM79 165V166H80ZM115 165V164H114ZM123 165V164H122ZM151 164L149 163V166ZM4 166V165H3ZM11 166V165H10ZM16 166V165H14ZM12 167L14 168V170L16 169L15 167ZM24 166V167H25ZM79 166L77 168H79ZM152 166V165H151ZM150 166V167H151ZM158 166V165H157ZM156 166V167H157ZM206 166V164H205ZM6 167V166H5ZM18 167V166H17ZM20 167V166H19ZM23 167V166H22ZM82 167V166H81ZM95 167H94V171H95ZM133 167V166H132ZM137 167V166H136ZM141 167V166H140ZM147 167V166H146ZM146 167L144 168V171L146 169ZM149 167V168H150ZM159 167V166H158ZM208 167V166H207ZM210 167V166H209ZM212 166L210 168H213ZM220 167V166H219ZM218 167V168H219ZM231 167V166H230ZM4 168V167H3ZM11 168V169H12ZM26 168V167H25ZM24 168V169H25ZM28 168V167H27ZM26 168V169H27ZM42 168V170H43ZM45 168V169H46ZM113 168V167H112ZM116 168V167H115ZM121 168V167H119ZM124 168V166H123ZM122 168V169H123ZM142 168V167H141ZM140 168V169H141ZM153 168V167H152ZM213 168V169H214ZM217 168V169H218ZM233 168V167H232ZM232 168H231V171H232ZM7 169V168H6ZM6 169H4L3 171H5ZM23 169V170H24ZM88 169V168H87ZM114 169V168H113ZM112 169V170H113ZM148 169V168H147ZM146 169V170H147ZM151 169V168H150ZM212 169V175L214 173V170ZM220 169V168H219ZM238 169V168H237ZM241 169V168H240ZM2 170V168H1ZM0 170V171H1ZM20 172L22 173V169L20 168ZM46 170V171H47ZM79 170V169H78ZM85 170V169H84ZM120 170V169H119ZM152 170V169H151ZM154 170V169H153ZM216 170V169H215ZM236 170V169H234ZM233 170V171H234ZM8 171V170H7ZM7 171L5 172V174L7 173ZM27 171V174H28V171L29 169L26 170ZM31 171V170H30ZM39 171V170H38ZM37 171V172H38ZM44 171V170H43ZM44 171V172H46ZM56 171V172H55ZM82 171V170H81ZM130 171V174L128 173ZM140 171V170H139ZM218 171V170H217ZM221 171V170H220ZM224 171H225V168H224ZM223 171V172H224ZM227 171V169H226ZM225 171V172H226ZM241 171V170H240ZM10 172V171H8ZM18 172V171H17ZM42 172V171H41ZM43 172V173H44ZM74 172V170H73ZM72 172V173H73ZM138 172V170H137ZM146 172V171H145ZM253 172V173H251ZM11 173V172H10ZM14 173V172H13ZM19 173V172H18ZM17 173V174H18ZM31 173V172H30ZM39 173V172H38ZM47 173V172H46ZM45 173V174H46ZM53 173V176L52 177H56L57 176ZM89 173V172H88ZM93 173H97L98 172H93ZM132 173V174H131ZM141 173V172H140ZM142 173H144L142 171ZM219 173V172H218ZM228 173H230L228 171ZM232 173V172H231ZM240 173V172H239ZM243 173V172H242ZM251 173V174H250ZM9 174V173H8ZM7 174V175H8ZM26 174V173H25ZM26 174V175H27ZM87 174V173H86ZM116 174V175H115ZM221 174V173H220ZM235 174V173H234ZM2 175V171L0 173V177ZM16 175V174H15ZM14 175V176H15ZM21 175H24L23 174H20L18 177H21ZM48 175V177L50 176V174H46ZM45 175V176H46ZM60 175V174H59ZM84 175V174H83ZM108 175V176H106ZM225 175V174H224ZM230 175V174H229ZM236 175V174H235ZM238 175V174H237ZM240 175V174H239ZM3 176V175H2ZM6 176V175H5ZM9 176V175H8ZM12 175L11 178L14 177ZM17 176V175H16ZM29 176V175H27ZM41 176V175H40ZM61 176V179H62V175ZM72 176H75L72 174ZM94 176V175H92ZM98 176V177H99ZM137 176V175H136ZM221 176V175H220ZM223 176V175H222ZM232 176V175H230ZM229 176V177H230ZM234 176V175H233ZM240 176H243L240 175ZM4 177V176H3ZM7 177V176H6ZM32 177V176H30ZM29 177V178H30ZM48 177H45V178H48ZM59 177V176H58ZM138 177V176H137ZM215 177V176H214ZM213 177V178H214ZM237 177V176H236ZM245 177V176H243ZM242 177V178H243ZM246 177V178H247ZM2 178V177H1ZM9 178V177H8ZM16 178V177H15ZM25 179V177L22 176V179ZM27 178V177H26ZM56 178H51V179H56ZM74 178V177H73ZM81 178V177H80ZM85 178V177H84ZM7 179V178H6ZM20 179L22 182L24 180H22L21 178H18ZM18 179H16L18 182ZM28 179V178H27ZM34 179H36L34 177ZM40 179V178H39ZM67 179V180H68ZM79 179V178H77ZM86 179V178H85ZM97 179V180H99ZM108 179V180H109ZM139 179V178H138ZM212 179V178H211ZM217 179V178H216ZM215 179V180H216ZM222 178H219L218 179V182H223L222 180H220ZM238 179V177H237ZM43 180V179H42ZM102 180V179H101ZM100 180V181H101ZM205 180V179H204ZM214 180V179H213ZM220 180V181H219ZM243 180V181H244ZM261 181L260 185H258V181ZM4 181V180H3ZM6 181V180H5ZM8 181V180H7ZM11 181V180H10ZM28 181V180H26ZM30 181V180H29ZM41 181V180H40ZM49 181V179H48ZM58 181H59V178H58ZM66 181V180H65ZM78 181V180H77ZM84 181V179H83ZM203 180H201L202 182ZM208 181V180H207ZM210 181V180H209ZM236 181V180H234ZM239 181V180H238ZM240 181H242L240 179ZM239 181V182H240ZM47 182V181H46ZM53 182V181H51ZM60 182V181H59ZM69 182V181H68ZM75 182V181H74ZM213 181H211L210 183V186L208 189V191H210L209 189L212 188V187H216L217 183L216 181H214L215 183H212ZM2 183V182H1ZM10 183V182H9ZM8 183V184H9ZM20 183V182H19ZM18 183V184H19ZM27 183V182H26ZM44 183V182H43ZM56 183V181H55ZM58 183V182H57ZM71 183V181L69 182ZM79 183V182H78ZM77 183V184H78ZM81 183V182H80ZM85 183V182H84ZM88 183V182H87ZM106 183V182H105ZM107 183V184H108ZM123 183V184H124ZM134 183H137V180L136 182ZM139 183V182H138ZM209 183V182H207ZM234 183V182H233ZM12 184V183H11ZM29 184V182H28ZM28 184H25V185H28ZM38 184V183H37ZM51 184V183H50ZM53 184V183H52ZM82 184V183H81ZM80 184V185H81ZM113 184V183H112ZM130 184H133V183H130ZM140 184V183H139ZM191 184V182H190ZM200 184V183H199ZM205 184V182H204ZM222 184V183H221ZM219 184L220 188L222 189V185L224 184ZM236 184V183H235ZM239 184V183H237ZM236 184V185H237ZM3 185V184H2ZM4 188V186H2ZM6 187L8 186L7 184H5ZM22 185L24 186V184L22 183ZM41 185V184H40ZM44 185V184H43ZM65 185V184H64ZM75 185V184H74ZM85 185V184H84ZM83 185V186H84ZM111 185V184H110ZM117 185V186H118ZM203 185V183L201 184ZM209 185V184H208ZM19 186V185H18ZM21 186V184H20ZM39 186V185H38ZM54 186V185H53ZM57 187V184L55 185ZM66 186H69L66 185ZM65 186V188H67ZM82 186V187H83ZM95 186V185H94ZM204 186V185H203ZM0 187V189H1ZM16 187V186H15ZM25 187V186H24ZM50 187V186H49ZM61 187V186H60ZM77 187V186H76ZM85 187V186H84ZM112 187V186H111ZM122 185H120V189H121ZM225 187V186H224ZM20 188V187H19ZM32 188V187H31ZM34 188V187H33ZM55 188V187H54ZM69 188V187H68ZM67 188V189H68ZM114 188V185L113 187ZM119 188V186L117 187ZM117 188H115L117 190ZM203 188H207L206 186H204ZM213 188V190H214ZM220 188H218L220 190ZM226 188V187H225ZM237 188V187H236ZM235 188V189H236ZM21 189H23V187H21ZM26 189V187H25ZM30 189V188H29ZM71 189V188H70ZM86 189V188H85ZM88 189V188H87ZM202 189V188H201ZM216 189V188H215ZM216 189V190H218ZM246 189V187H245ZM17 190L20 191V189L17 188ZM16 188H15V191H17ZM24 190V189H23ZM21 193H24L26 192L24 190V192ZM36 190V189H35ZM55 190V189H54ZM64 190V189H63ZM91 190V189H90ZM204 190V189H203ZM212 190V189H211ZM215 190V191H216ZM32 191V190H30ZM37 191V190H36ZM35 191V192H36ZM60 191V190H59ZM74 191V190H73ZM80 191V189H79ZM86 191V190H85ZM122 192V190H119V192ZM224 191V189H223ZM9 192V191H8ZM7 192V194H8ZM39 192V191H38ZM37 192V193H38ZM69 192V191H68ZM77 192V191H76ZM211 192V191H210ZM214 192V191H212ZM211 192V193H212ZM2 193H5L6 192H2ZM2 193L0 191V199L2 198ZM32 193V192H31ZM45 193V191H44ZM43 193V194H44ZM78 193V192H77ZM83 193V192H82ZM137 193V192H136ZM135 193V194H136ZM4 194V195H5ZM27 194V193H26ZM40 194V192H39ZM42 192H41V195H43ZM213 194V193H212ZM218 193H216L215 195H217ZM223 194V193H222ZM221 194V195H222ZM14 195V194H13ZM16 195V194H15ZM22 195V194H21ZM25 195V194H24ZM90 195V194H89ZM93 195V194H92ZM90 195L89 198L92 200H94L93 196ZM96 195V194H95ZM134 195V193H133ZM219 195V194H218ZM214 196L212 195V198L213 196L216 197V199L218 198L219 199V196ZM228 195V196H229ZM6 196V195H5ZM12 196V195H11ZM39 196V195H37ZM131 196V194H130ZM137 196H140L137 194ZM236 196V197H235ZM20 197H26V196H20ZM31 197V196H30ZM29 197V198H30ZM40 197V196H39ZM42 197V196H41ZM133 197V196H132ZM136 197V196H135ZM226 197V200H227V196H224ZM223 197V198H224ZM6 198V197H5ZM4 198V199H5ZM16 198V197H15ZM32 198V197H31ZM30 198V199H31ZM43 198H44V195H43ZM134 198V197H133ZM140 198V197H138ZM210 198V199H212ZM221 198V197H220ZM88 199V198H87ZM89 199V201H90ZM97 199V198H96ZM174 199V198H173ZM177 201L179 204L183 202V199L181 198H176ZM217 199V200H218ZM35 200V199H34ZM138 199L135 198L134 201H136ZM214 200V202H217V203H214V204H220L221 201H225V199L223 200H220V201H215V198L212 199ZM24 201V200H23ZM28 201V200H27ZM30 201V200H29ZM37 201V200H36ZM36 201H35V204H36ZM87 200V202H89ZM94 201H97V200H94ZM93 201V202H94ZM133 201V200H132ZM140 201V200H138ZM174 201V200H173ZM44 204V201H42ZM49 202V201H48ZM91 202V201H90ZM137 202V201H136ZM135 202V203H136ZM142 202V201H141ZM229 202V203H230ZM4 205H6L5 202H3ZM18 203V202H17ZM134 203V202H133ZM134 203V205H135ZM140 202H138L139 204ZM228 203V202H227ZM9 205H11L10 203H8ZM40 204V203H39ZM91 204V203H90ZM2 205V204H1ZM0 205V206H1ZM2 205L1 206V209H0V219H3L4 220H10L13 218H15L14 216H12L11 214L14 212L13 209L18 206V204L12 209L13 212H10L9 211V208H6V206ZM15 205V204H14ZM13 205V206H14ZM20 205V204H19ZM34 205V204H32ZM49 205V203H48ZM137 205V203H136ZM135 205V206H136ZM4 206V208H3ZM12 206V205H11ZM21 206V205H20ZM19 206V208H20ZM45 206V205H44ZM47 206V205H46ZM221 206V205H220ZM233 206V205H232ZM234 206H233V209H234ZM9 207V206H8ZM24 207V205H23ZM33 207V206H32ZM37 207V206H36ZM219 207V206H217ZM43 208V207H42ZM18 209V208H17ZM17 209L15 211H17ZM68 209V208H67ZM20 210V209H19ZM26 210V209H25ZM24 210H20V212H15L13 214L17 215L18 213H23ZM28 211V210H27ZM30 211V210H29ZM28 211V212H29ZM32 211V210H31ZM25 213V212H24ZM31 213V212H29ZM32 214V213H31ZM31 214H29L28 216H30ZM47 214V213H46ZM45 214V215H46ZM235 214V216L237 215ZM20 215V214H18ZM23 215V214H22ZM44 215V214H43ZM25 216V214H24ZM22 216V218L24 217ZM39 216V215H38ZM42 216V215H41ZM18 217V216H17ZM43 217V216H42ZM259 217V216H258ZM256 216L255 219L258 218ZM20 218V217H19ZM18 218V220H19ZM26 219V218H25ZM36 219V218H35ZM236 219H237V216H236ZM16 220V219H15ZM238 220V221H239ZM254 220V219H253ZM262 220L264 222V215L262 217ZM261 220V221H262ZM9 221V222H10ZM14 221V220H13ZM21 221V220H20ZM23 221V220H22ZM35 221V220H34ZM238 221L235 220L236 223H238ZM23 222H26V221H23ZM38 222V221H37ZM234 222V220H233ZM234 222V223H235ZM257 222V221H256ZM2 223V221H1ZM8 224V222H6ZM6 223H2L4 224L3 227H5ZM11 223V222H10ZM9 223V224H10ZM235 223V224H236ZM249 223V222H248ZM247 223V224H248ZM262 223V222H261ZM20 224H22L20 222ZM19 224V225H20ZM25 224V223H24ZM34 224V223H33ZM38 224V223H37ZM246 224V225H247ZM251 224V223H250ZM249 224V225H250ZM253 224V223H252ZM13 227H14V222L12 223ZM12 225H11V228H12ZM15 225L17 226V224L15 223ZM27 225V224H26ZM43 225V224H42ZM2 226V225H1ZM22 226V225H21ZM38 226V225H37ZM41 226V225H40ZM238 226V224L236 225ZM245 226V225H244ZM248 226V225H247ZM255 226H257L255 224ZM260 226V225H259ZM10 227V225H9ZM20 227V226H19ZM249 227V226H248ZM6 228L7 225H6ZM24 228V227H23ZM38 228V227H37ZM17 229V228H16ZM20 229V228H19ZM12 230V229H11ZM15 230V229H14ZM18 230V229H17ZM26 230V228H25ZM253 230V229H252ZM7 231V230H6ZM32 231V230H31ZM37 231V229H36ZM41 231V230H40ZM39 231V232H40ZM247 231V230H246ZM16 232V230H15ZM22 233V231H19ZM18 232V233H19ZM251 232V231H250ZM4 233V232H3ZM20 233V234H21ZM244 234L245 232H241V234ZM247 233H249L247 231ZM15 234V233H14ZM25 234V233H24ZM251 234V233H249ZM248 234V235H249ZM240 235H236V236H232V239L233 237H237L238 236V239L236 238V240L233 242L232 244V247L234 250V252H231V253H236V257L237 259L235 260L237 262V264H244V258L246 256H251L252 255V258H253V254H259L260 257H262L261 255H264V239H261L259 236H258V240H254L253 238H255V236L252 238H250V235L249 237L245 236L244 234V237H240ZM254 235V234H253ZM252 235V236H253ZM5 238V237H3ZM8 238V237H6ZM229 239V238H228ZM230 239V240H232ZM235 239V238H234ZM260 239V240H259ZM1 240H2V237H1ZM30 240V239H29ZM4 241V240H3ZM227 241V240H226ZM9 242V239L7 241V243ZM3 243V242H2ZM6 243V242H5ZM11 243V242H10ZM9 243V244H10ZM226 243V242H225ZM228 243V242H227ZM232 243V242H230ZM229 243V244H230ZM1 244V243H0ZM7 244V245H9ZM6 245V246H7ZM12 245V244H11ZM195 245V244H194ZM228 245V244H227ZM226 245V246H227ZM3 246V245H2ZM5 246V245H4ZM231 246V245H230ZM8 247V246H7ZM19 247V246H17ZM229 247V246H228ZM10 248V247H9ZM14 249V248H13ZM17 249V248H16ZM19 249H21L19 247ZM15 250V249H14ZM24 250V249H23ZM231 250V251H232ZM16 251V250H15ZM14 251V252H15ZM27 251V250H26ZM2 253V252H0ZM24 254V253H23ZM257 255V256H259ZM25 256V255H24ZM234 255H232L233 257ZM256 256V257H257ZM20 257V256H18ZM236 257H234L232 260H234ZM248 258V257H247ZM246 258V260H247ZM21 259V258H20ZM254 259V258H253ZM14 260V259H13ZM1 261V260H0ZM6 262V261H5ZM235 262V264H236ZM251 262V260H250ZM250 262L248 264H250ZM3 263V262H2ZM10 263V262H9ZM232 263H234V261H232ZM247 263V261H246ZM252 263V262H251Z\"/></svg>", "mask_w": 264, "mask_h": 264}, {"label": "rangeland", "instance_id": "obj_2", "mask_svg": "<svg viewBox=\"0 0 264 264\" xmlns=\"http://www.w3.org/2000/svg\"><path fill=\"white\" fill-rule=\"evenodd\" d=\"M7 1V0H0V4H1V2L3 3V4H1L0 5V17L1 16H3V21H2V19L0 18V20H1V22H0V33H1V35L2 36H0V39L2 40V42H1V40H0V45H2V44H4V42L6 41V40H4L3 38L6 36V35H9V34H7V33H9V31L10 30H7V29H9L8 27L9 26H12V28L10 27V29L12 30L13 29V27H15L16 29V32L18 33V34H20V27H19V25L22 27L23 25H25L24 26V28L25 29H28L29 31V33L28 34H31L32 35V37L34 36V37H36V38H34V39H32V42L29 44V47L27 46V51L29 52V53H31L33 50V53H31L30 55H31V57L35 60L34 62L36 63V65H37V68H36V70H34L30 75H31V78H30V75L29 74H25V71L23 70L24 68L22 67V66H19V65H21V62H23V59H21V58H24V55H23V53L21 54V55H23V56H20L19 54H20V49H19V47H15V48H13V49H17L18 51L16 52V50H14L13 52L15 53H18V54H15V55H17V59H18V61H17V63L16 62H14V61H11L10 60V56H9V54H11L12 53V49H10V48H7V47H5L6 46V42H5V46H0V72H1V70H3L1 73H0V76H2L3 77V74L5 73V69H4V67H5V65H7L5 68H6V70H7V67H8V71H6V73L4 74L5 76H8L9 77V79L7 78V80H9V81H7L6 80V82H7V86H8V84H9V86L7 87V86H5V87H1L0 88V94H2V90H3V94L5 95V93H9L8 94V98L9 99H15V98H21L22 100L24 99V98H22V96L23 97H25L26 99H27V101H25V100H23V103H22V107L21 108H19V110H18V112H20V114H18V113H15V110H14V115H13V109H12V107L9 109V108H5L4 110L5 111H3L2 110V114L1 115H3L5 118L6 117H8V118H10V119H6L7 121H8V124H9V132L8 133H10V134H8V133H6V136L7 137H10L11 138V136L13 137V138H15L16 140H13V138H12V140L17 144H19V143H21L22 142V140H23V143L21 144L22 145V147H20L18 144H17V147L16 148H18V147H20V148H22V149H20V151L21 152H24V150H25V148L27 149V143L25 144L24 143V141L26 140H28L29 138H30V136H28V135H31V138H30V140H28L29 142L31 141L32 142V146H31V148H29L30 146H28V148L30 149V150H28V152H26L27 150H25V154L26 155H29V154H32V155H34V156H36V157H39L40 159H54V160H57L58 158H61V157H63V156H66V157H70V151L69 150H71L72 148H73V146L76 144V142H74V141H78L77 139H80L81 137V135H83L84 133V135L85 136H87L88 137V139H89V144H90V146L95 150V151H99V152H97L100 156H102V159H103V157H106V158H104V159H106V162H108L107 161V154L106 153H109V156H110V154H111V157L113 156V159H111V158H109L108 160H110L109 162H108V164H111V166L114 168H112L111 167V172H110V174H112L113 175V173H116V169H117V172H119V174H120V172H122V170H124V169H126L125 168V162H124V159L122 160V153H124L125 151H128V150H134V151H136V152H138L139 150L141 151V149H143L144 148V142H142V140L144 139V137H146L147 138V133L146 132H141V133H144V134H140V135H138V137L139 136H141L140 138L142 139V137H143V139L141 140L140 138L139 139H137L136 140V138H137V136L136 137H134V135H132V136H128L127 137V140L128 139H132V138H135V139H132V140H130V141H134L133 143L131 142V144H133V146H134V148H132V145L131 144H127V145H118V146H116V147H114V148H111L110 146H108V144H107V141L105 140V139H103V136L102 135H100L99 133L97 134L96 133V135H95V133L93 134L92 132H90V133H88V130H86L85 128L84 129H82V127H80L79 125H80V122H78V123H76L77 121H80L79 120V118H78V116L77 117H75L76 115L75 114H71V113H69L68 112V110L66 109V108H64L63 106H62V108H60L61 107V105L62 104H60V102H59V100L57 99L58 98V96L56 95V94H63L62 96H65L64 98H67L68 97V100H69V98H70V100H73L77 105H79V106H82V105H85V102H86V100H87V97H88V95H89V93L88 92H92V90H95V89H97L96 90V92L98 93L99 91V93L100 94H102V92H104V90H105V87H103V85H102V83L103 82H105L106 80H104L105 79V76H106V79H107V83L109 82V80H110V82L111 81H115L116 79H118V77H120V75H122L123 73H125V71H126V69H127V66H128V64H127V62H125V61H123L125 58L123 57L124 56V54H122L123 52L121 51V49L119 48V46H117V45H111L110 46V48L109 49H104V50H106L105 51V54H104V50L102 51V53L101 54H99V56L100 57H102V58H100L99 60V62H100V64H102V62H103V64L102 65H100V71L98 72V73H96L95 75H92V76H90V77H88V79L86 78L82 83H77L76 84V82L78 81L77 80V78H78V76L79 75H81V73L83 72H85L83 69H84V66L85 65H87V66H89L90 65V63L92 62L91 60V58L92 57H95L94 55L95 54H93L92 52V50L91 51H89L90 53H92L93 54V56H92V54H90L89 52V55H91V56H89V58L87 57L88 56V53H87V55L85 54V52L84 51H88L87 50V48H90L88 45V42H86V40L84 39L83 41H81V40H79V42H82L81 44L78 42V44H80V45H78L77 46V48H76V50L74 49V48H72V50L71 51H69L70 53H68V54H70V55H68L67 53H58V52H56L57 51V49H56V51H55V49L53 48V46L51 45L50 47L49 46H43L41 43H39L40 42V40H41V36H42V33L43 34H45V35H47V33L49 34V32H51V31H54V28H52L51 27V25H50V27H49V29L50 28H52V30L50 31L49 29H48V26L43 22V21H39V20H33V18H27L30 22L32 21V25H31V23H29V21H26L27 19H25L26 18V16H23V17H21V18H19V22H17V18H16V16L14 15V13H13V11H12V9H9L8 10V12H7V10H6V12H5V10H4V6H2V5H4V3ZM263 1V2H262ZM258 2L260 3V4H262V6H260V4H259V9H261L260 11L262 12L261 13V15L264 17V0H258ZM6 9V8H5ZM60 8H57L56 9V14L55 15H57L58 16V14H60L59 16H58V18L60 17L61 19L64 17L63 15H64V13H62L63 11H62V9H60ZM59 10V11H58ZM61 11V12H60ZM59 12V13H58ZM5 13H7V14H5ZM58 13V14H57ZM11 15V16H10ZM13 15V16H12ZM7 16H10V17H7ZM30 16L32 17L33 15H31V13H30ZM13 17H15V18H13ZM263 17H261L262 19L261 20H264V18ZM9 18V20L7 21V19ZM11 18V19H10ZM59 18V19H60ZM12 19H14V21L12 20ZM24 19H25V21H24ZM10 20H12V21H10ZM8 22V23H3V22ZM21 21H23V22H26L25 24H21L20 22ZM36 21H38L37 23H39L40 25H38V27H39V29H38V31H37V29L36 30H34V28H38L37 27V23H36ZM9 22H11V23H9ZM27 22H28V24L29 25H27ZM264 21H262V23H263ZM36 23V24H35ZM41 23H43V24H41ZM3 24H6V26L4 27V25ZM8 24V25H7ZM15 24V25H14ZM18 24V25H17ZM62 24V26L61 27H65V28H67L68 26H69V22H67V21H64V18H63V23H61ZM67 24V25H66ZM264 24V23H263ZM36 25V26H35ZM64 25V26H63ZM18 26V27H17ZM28 26H30V27H28ZM34 26V27H33ZM41 26H42V28H41ZM43 26H45V27H43ZM4 29H3V28ZM6 27H7V29H6ZM41 28V29H40ZM43 28L44 29H46L47 28V30H43ZM264 28V27H263ZM6 29V30H5ZM32 29V31H31V33H30V30ZM22 34H24V33H26V31L27 30H23V27H22ZM40 30V31H39ZM49 30V31H48ZM4 32V33H2V32ZM6 31V32H5ZM23 31H24V33H23ZM36 31V32H35ZM45 31H47V32H45ZM92 31L94 32L95 30H93L92 29ZM92 31H90L91 33H92ZM121 31V30H120ZM120 31L118 32V34H117V38H118V40L119 41H121V40H125L124 38H126V39H128L130 36H129V34L126 32V33H124V32H122L121 31V34H119L120 33ZM95 32H97V31H95ZM94 32V33H95ZM34 33H37L38 34V36H37V34H34ZM39 33H41V36H39L40 34ZM83 36H85V32H84V30H83ZM3 34H4V37H3ZM124 34V35H123ZM125 34H127V36L125 35ZM25 35V34H24ZM122 35V36H121ZM20 36H21V39L23 38V35H21L20 34ZM39 37H41V38H39ZM7 38H8V36H7ZM5 39H6V37H5ZM4 40V41H3ZM34 41V42H33ZM41 42H42V40H41ZM84 42H85V44H84ZM40 44H41V46H40ZM83 44H84V46H83ZM88 44V45H87ZM36 47L35 49L33 48L34 46ZM40 47H39V46ZM87 45V46H86ZM113 46V47H112ZM2 47V48H1ZM41 47H43V48H41ZM44 47H49L48 49H46V48H44ZM84 47H86V49L84 48ZM6 48V49H5ZM30 48V49H29ZM38 48V49H37ZM39 48H41L40 50L41 51H39ZM83 48V49H82ZM120 50H119V49ZM6 51H5V50ZM32 49V50H31ZM38 51H37V50ZM44 49V50H43ZM85 49V50H84ZM91 49V48H90ZM2 50V51H1ZM7 50L8 51H10V52H7ZM52 50V51H51ZM54 50V51H53ZM77 50H79L80 52H78ZM84 50V51H83ZM110 50V51H109ZM31 51V52H30ZM43 51V52H42ZM51 51V52H50ZM74 51V52H73ZM112 51V52H111ZM116 51V52H115ZM117 51H119V52H117ZM120 51H121V53H120ZM5 52H6V56H5ZM34 52H35V55H34V57L32 56V54H34ZM36 52H37V54H36ZM41 52L44 54H41ZM45 52V53H44ZM49 52V53H48ZM53 52H55V53H53ZM84 52V53H83ZM7 53H9V54H7ZM73 53L77 56L79 53H82L84 56H85V60H84V57H83V60L85 61V63H83L84 61L82 60V58H81V60L80 59H78V60H76L77 58H79V57H82L81 55H78L77 57H75V55H73ZM77 53V54H76ZM95 53V52H94ZM112 53V54H111ZM114 53V54H113ZM118 53H119V55H118ZM45 54H48V56H47V58H45L46 56H45ZM52 54V55H51ZM54 54V55H53ZM107 54V55H106ZM121 54V55H120ZM4 55V56H3ZM8 55V56H7ZM43 55V56H42ZM56 55V56H55ZM60 55V56H59ZM74 57H73V56ZM103 55H105V56H103ZM109 55H114L113 56V58H111ZM29 56V55H28ZM54 56V57H53ZM59 56V57H58ZM64 57V59L65 60H67V61H65L64 59H63V57ZM67 56V57H66ZM69 56H72L71 58H69ZM109 56V57H108ZM118 56L120 57L119 59L120 60H122V58H123V60H122V62L119 64V62H120V60H118L117 58H118ZM6 57H8V58H6ZM30 57V58H31ZM39 57V58H38ZM56 57H58V61H59V63H57L58 61H57V58ZM62 57V58H61ZM66 57V58H65ZM88 58V61H89V59H91L90 61V63H87L86 62V59ZM91 57V58H90ZM103 57H104V59H106V60H104L103 59ZM106 57H108V58H106ZM38 58V59H37ZM41 58V59H40ZM43 58V59H42ZM44 58L46 59V60H49L48 61V63H44L45 62V60H44ZM49 58V59H48ZM76 58V59H75ZM99 58V57H98ZM97 58V59H98ZM111 58V59H110ZM68 59H69V61H68ZM75 60L74 62H75V64H77L78 63V61L80 62L79 63V65L78 66H81V68L79 67L78 69H77V65L75 66V64H74V62L72 61V60ZM108 59V60H107ZM110 59V60H109ZM115 59H117V61L115 60ZM3 60H5V61H3ZM21 60V61H20ZM42 60V61H41ZM101 60H102V62H101ZM115 61V64H116V66H115V64H114V61ZM8 61V62H7ZM10 61V62H9ZM20 61V62H19ZM38 61V62H37ZM51 61H53V63H50L49 64V62H51ZM71 61H72V66H69V65H71L70 63H71ZM110 63H112V64H110ZM113 61V62H112ZM1 62L3 63V62H5V63H3V64H1ZM11 62H12V64H13V66H12V64H11ZM14 62V63H13ZM39 62H43V64H41V63H39ZM56 62V63H55ZM64 62H65V64H64ZM69 62V64H66V63H68ZM94 62V61H93ZM109 63L110 65V68H109V66L106 64V63ZM6 63H10V65H8V64H6ZM55 63V64H54ZM83 63V64H82ZM40 64V65H39ZM58 64V65H57ZM61 64V65H60ZM185 64H188L186 67L188 68V70H189V72H190V76H191V79L192 80H195V79H197L198 81H199V83H200V85H204L205 83H204V80H201V79H199V77L197 76V74H194L193 75V71L194 70H192V66H191V64H190V66H189V63H185ZM3 65V66H2ZM49 65H51V66H49ZM55 65L56 66H61V68L62 67H64V69H63V71H62V69H59L58 67H55ZM84 65V66H83ZM112 65V66H111ZM115 67H114V66ZM15 66H17V68L15 67ZM43 66L44 67H46V68H48V70H46L45 68H43ZM49 66V67H48ZM68 66V67H67ZM104 66V67H103ZM13 67H14V70H21L20 72H21V74L20 73H18L19 71H13ZM53 67V68H52ZM71 67L72 68H75L74 70H72V71H74V72H72L71 71V73L70 72H68V70L70 71V69H71ZM101 67H103V68H101ZM11 70H10V69ZM18 68H20V69H18ZM41 70H40V69ZM55 68H56V70H55ZM86 68V67H85ZM46 71H45V70ZM51 69H53V71H56L55 73H53V71H51ZM58 69V70H57ZM68 69V70H67ZM77 69V70H76ZM191 69V70H190ZM40 70V71H39ZM65 70V71H64ZM76 70V71H75ZM62 71V72H61ZM15 74H14V73ZM24 72V73H23ZM36 72V73H35ZM37 72H41V73H37ZM45 72H47V73H45ZM49 72V73H48ZM52 72V73H51ZM104 72V73H103ZM19 74L18 76L16 75V74ZM22 73H23V75H22ZM57 73H58V75H57ZM63 73V74H62ZM195 73V72H194ZM15 76H14V75ZM41 74V75H40ZM47 74V75H46ZM54 74H56V77L58 76V80H56V81H54L55 83H53V85H52V83L50 84V82H51V80H49V76H55ZM65 74V75H64ZM103 74V75H102ZM28 75V76H27ZM35 75V76H34ZM46 75V78L44 77H42V76H45ZM59 75H61V76H59ZM17 76V77H16ZM22 76H25V77H27V79L28 78H30V79H32L31 80V83H29V82H27L26 80H25V85L26 86H24L23 87V85L21 84V83H19V82H16L15 81V79L14 78H17V79H19V78H21ZM96 76V77H95ZM98 76V77H97ZM100 76V77H99ZM192 76H193V78H195V79H193L192 78ZM196 76V77H195ZM35 77V78H34ZM67 78L68 77V80L67 79H61V78ZM95 77V78H94ZM110 77H112V78H110ZM198 77V78H197ZM24 78V77H23ZM38 78V79H37ZM44 79V85H46V87L43 85V80H41V79ZM48 78V79H47ZM72 78V79H71ZM109 78V79H108ZM70 79V80H69ZM94 79V80H93ZM100 79H102V80H100ZM112 79H115V80H112ZM35 80V81H34ZM40 80H41V82H40ZM48 80V81H47ZM61 80V81H60ZM65 80H67L68 82H72V80L73 81H75V82H73V84H75V86H78V89H79V92H78V90L77 89H75V87L73 88L72 87V85H71V87H69L70 86V84L67 82V81H65ZM77 80V81H76ZM37 81H39L40 82V84H39V82H37ZM45 81H47V82H45ZM63 81V82H62ZM86 81V82H85ZM90 81L92 82V83H90ZM93 81H94V83H93ZM103 81V82H102ZM202 81V82H201ZM62 82V83H61ZM64 82H65V84H64ZM105 82V83H106ZM159 81H156V83H158ZM27 83V84H26ZM35 83H37L36 85H34L35 86V89L36 90H34V91H36L37 92V90H38V92L36 93V92H34L33 91V84H35ZM42 83V84H41ZM68 85H67V84ZM85 83V84H84ZM106 83V84H107ZM203 83V84H202ZM10 84H13L14 85V89H13V91L12 90H10V89H12L13 88V85H10ZM48 84V85H47ZM54 84H57V85H55V87L56 88H62V89H64V88H66V90H68V94L67 93H65V89L64 90H62V89H58V91H57V89L55 90V87H53L54 86ZM72 84V83H71ZM79 84V85H78ZM93 84V85H92ZM97 84V85H96ZM104 84V83H103ZM17 85V86H16ZM30 85V86H29ZM38 85V86H37ZM41 85V87H42V89H43V86H44V89H43V91L41 90V88L39 87ZM51 85V86H50ZM65 85V86H64ZM90 85H92L93 87H95V88H93L92 86H91V91H89V89H88V87ZM102 85V86H101ZM16 86V87H15ZM48 86H50L52 89H50V87H48ZM66 86H68V88L66 87ZM81 86V88H79ZM11 87V88H10ZM20 89H19V88ZM32 87V88H31ZM83 87V88H82ZM2 88H5V89H2ZM17 88V89H16ZM29 88L30 90H28L29 92H28V94H25V93H27V89ZM37 88H40V89H37ZM50 89L51 91H56V92H50V90H46V89ZM71 90H70V89ZM76 91L75 93L73 92V89ZM7 89V90H6ZM23 89H25V90H23ZM82 89V91H80ZM85 89H86V91H85ZM41 92H40V91ZM46 92H45V91ZM102 90V91H101ZM13 92L12 94H14V96H16V97H11L10 98V96H11V92ZM19 91V92H18ZM72 91V92H71ZM88 91V92H87ZM24 92V93H23ZM33 92H34V94H33ZM40 92V93H39ZM42 92H44L43 94L45 95H43L44 97H42V96H39L38 94H40L41 95V93ZM51 93L50 94V96H46V95H49L48 93ZM62 92H64V93H62ZM67 92V91H66ZM81 92H82V94H81ZM93 92H95V91H93ZM95 92V93H96ZM19 93V94H18ZM71 93H73V95H77L76 97L78 98V99H76V97H72V95H70ZM79 95H81V96H83V97H81V96H79ZM84 93V94H83ZM88 93V94H87ZM96 93V94H97ZM22 94V95H21ZM24 94V95H23ZM31 94V95H30ZM33 94V95H32ZM53 94V95H52ZM19 97H18V96ZM54 95H56L55 97H54ZM33 96H34V98H33ZM67 96V97H66ZM79 96V97H78ZM27 97H30V99H28ZM41 97H42V100H44V98L46 97V100H44V101H42L41 100ZM52 98L51 100L49 99V98ZM81 97V98H80ZM35 98L37 99V100H35ZM82 98H83V102H82ZM86 100H85V99ZM201 97H199L198 98V96H197V98H195V100L192 102V104H191V108L192 109H190V107L189 108H187L183 113L182 112H180V113H176V114H174V115H167L165 118V122L163 123L164 124V126L161 128V127H158V128H156L157 130H155L156 132H157V134H158V140H156L157 138L155 137V140H154V138H152L151 137V135L149 134V136H148V141H150V139L152 138L153 139V143H154V141H156L155 143H154V147H153V151H151V153H149V154H151V155H148V154H146L145 156H147L146 158L148 159L149 158V160H147L146 159V161H151V162H149L151 165V167L149 166V163H147L146 164V162L144 163V159H141V161H138V160H133V162H132V166L131 167H129L128 168V170L129 169H133V168H135L134 169V171H132V173H133V175L135 174V181H134V179L132 180L133 182H130V181H126V183H120L119 185L118 184H115L113 181H111V185L108 183V182H110V179H109V176L108 175H106V176H108L107 177V179H106V177L105 176H101V179H99L100 178V176L99 175H101V173L99 174V170H97V168L95 167V166H84V165H80V164H77L78 166H79V168H77L78 166H74V165H76V164H73V163H71L72 162V159H71V157L70 158H68L69 159V161H70V159H71V161L69 162V164L70 165H72V166H70V168H73V166H74V168L73 169H70V175H71V177H70V179H68V178H65L66 176L65 175H63L62 173H59L60 171L59 170H57L56 168H54L58 173L57 174H55L54 172H52V174L50 173V171L51 170H47V169H49V168H46V167H39L38 169L36 168V169H32L31 167H30V165H29V163H27V165L26 164H24L25 162H22L21 163V165L23 166H21L20 164H19V161L16 159V153L17 152H12V150L13 149H10L9 151H8V154L11 152V154H4L5 156H4V162H2V164L0 165V170H1V168H2V175L4 176H2L1 175V177H0V187H1V185L2 186H4V188L3 187H1V189H0V191H1V193L2 192H6V194L5 193H2V198L0 199V205L2 204V205H4V203L3 202H5L6 203V205H8V206H6V205H4V206H6V208H9V211L10 212H13V213H17V212H20V210H24L23 211V215L21 214V213H18V214H20V215H15V214H11L12 216H14L15 218H13L12 217V219H11V221L10 220H4L3 221V219H0V252H2V253H0V264H235V260L237 259V257H236V253L234 254V253H231V252H234V250H232L233 249V247H232V244H233V242L236 240V238L238 239V236L237 237H233V239H232V236H236V235H240V233L243 231V232H245L244 234H245V236L247 235L248 237H249V235H250V238L252 237H254L255 236V238H253L254 240H258V236L261 238V239H264V222H263V220H262V217H263V215H264V212H260V214H256V215H254L251 219H249V220H246V221H244V222H241L240 223V220L238 219V214L237 213H235V212H233L234 210H236L235 209V207L236 206H234V204H232L228 199H230L231 198V196L233 197L234 195H236V193H235V191H240L239 193L237 192V194L239 195V194H241V193H244L243 192V190L242 189H244L245 190V192L248 190L247 189V185H248V183L245 181V180H247L248 181V177H249V173L247 174V175H245L246 174V172H245V174H244V171H243V169H242V167H240V166H237V167H235L236 165H231V164H229L228 162H221V163H218V164H216V165H214L215 167H217V168H214L213 167V164L211 165L210 163H208V160L207 159H205V157L203 156V154L201 155V157H203V158H201L200 156H198V155H200L202 152L201 151H199V150H201V148H203L204 146H206V147H209V143L207 144V142H205L206 140V135L209 133V132H212V133H214L215 132V134L214 135H216V133H217V129H218V131L220 132V131H223V133L221 134V135H216L217 137L218 136H223L224 135V137L226 136V137H228V139H230V137H231V139H233L235 136V132H234V130L233 129H236L234 126H232L233 125V121L234 120H236L235 118H237V120L239 119L240 121H238V122H240V123H238V125L244 130V128L245 127H249L250 126V124L249 123H246V122H244V121H242L243 120V116H242V114H240L239 113V115L237 114V116H235V117H233L234 115H236V110H237V108H236V105L234 106L232 103L231 104H228V105H225L224 106V110H223V113H222V116L221 117H219V119L218 118H216V116L219 114V111H220V109H218V107L216 106V105H211V109H210V105L209 104H207V103H205L202 99H200ZM8 99V100H9ZM38 99H39V101H38ZM50 100V101H48V100ZM56 99L58 100L57 101V103H56ZM79 99H80V101H79ZM15 100H17V99H15ZM29 100H31V103H29ZM41 100V101H40ZM55 100V101H54ZM64 100H67V99H64ZM84 100H85V102H84ZM198 100V101H197ZM38 101V102H37ZM47 101H48V103H47ZM199 101H200V105H199ZM27 104H26V103ZM43 102V104H41ZM46 102V103H45ZM52 104H51V103ZM196 102V103H195ZM197 102H198V104H197ZM40 105H39V104ZM49 103H50V105H49ZM55 103V104H54ZM59 103V104H58ZM31 104V105H30ZM36 104H38V105H36ZM46 104V105H45ZM54 104V105H53ZM203 105V107H202V105ZM25 105V106H24ZM26 105H27V107H28V109H27V107H26ZM32 105H33V107H32ZM51 105H53L52 107H51ZM229 105H232V108H231V106L230 107H228ZM24 106V107H23ZM32 108H31V107ZM41 106V110H39L40 108H36V107H40ZM43 106V107H42ZM44 106H45V109H44ZM50 106V107H49ZM56 106H58V107H56ZM196 107V108H194L193 109V107ZM201 106V107H200ZM207 106V107H206ZM208 106H209V108H208ZM47 107V108H46ZM49 107V108H48ZM199 107V108H198ZM206 107V108H205ZM212 107L215 109V107L217 108L216 110H214V109H212ZM58 109V111H57V109ZM203 108V109H202ZM204 108H205V110H204ZM6 109H7V113H6ZM12 109V110H11ZM24 109H27V110H25V111H23ZM42 109H44V110H42ZM60 109H62L63 111H64V113H63V111L61 110L60 111ZM191 110V112H190V110ZM196 109V110H195ZM208 109H209V113H208ZM9 110V111H8ZM21 110V111H20ZM39 110V111H41V112H37V111ZM50 110V111H49ZM52 110V111H51ZM210 110L212 111V110H214V111H212V113H214V114H212V116H211V113H210ZM22 111H23V113H22ZM28 111H29V113L31 114V112L33 113L32 115H30V114H28ZM34 111V112H33ZM48 111V112H47ZM232 113L233 115H229L228 113ZM11 112V113H10ZM24 112H25V114H24ZM27 112V113H26ZM45 112V113H44ZM50 112H52L51 113V115H50ZM188 112V113H187ZM189 112H190V114H189ZM48 113V115H50V116H45V114H47ZM61 113H63V115H61ZM182 113V114H181ZM185 113H187V114H185ZM5 114V115H4ZM54 114H56L58 117H60L59 115H61V120H59L58 121V117L56 116V115H54ZM209 114V115H208ZM224 114H227L225 117H223L224 116ZM11 115H12V117H11ZM18 115H22V117H23V115H24V117L23 118H25L26 117V119L25 120H23V118L21 117V116H19L18 117ZM26 115H28V116H26ZM30 115V116H29ZM39 117H38V116ZM53 115V116H52ZM75 115V116H74ZM208 115V116H207ZM215 115V116H214ZM56 116V117H55ZM74 116V117H73ZM174 116L177 118H179V120H178V118L176 119V118H174ZM215 118H214V117ZM19 118V119H17V118ZM42 117H43V119L47 122V124H45V121L42 119ZM53 117H54V119H53ZM64 117V118H63ZM240 117V118H239ZM242 117V118H241ZM15 118L17 119L16 120V122L14 121L15 120ZM34 118L36 119V120H34ZM39 118H41V119H39ZM49 118V119H48ZM63 118V119H62ZM67 118V119H66ZM77 118H78V120H77ZM170 118V119H169ZM171 118H172V120H171ZM174 118V119H173ZM210 118V119H209ZM213 118V119H212ZM220 118H222V119H220ZM224 118H226V119H224ZM28 119H30L31 121H29ZM64 119H66V120H64ZM71 119H72V121H71ZM73 119H75V121H73ZM176 119V120H175ZM181 119L184 121V122H182L181 121ZM208 119V120H207ZM223 119H224V121H226V124H225V122H223L222 124H218V123H220V121L222 120L223 121ZM10 120H13V122L12 121H10ZM33 120L34 121H37L36 123L35 122H33ZM48 120H49V122H50V124L48 123ZM51 120V121H50ZM54 120V121H53ZM77 120V121H76ZM168 120H171V121H168ZM210 120V122H212V123H214V125L212 124V123H210L209 122V124L210 125H208V126H212L211 128H213V129H211L210 127H207V124H208V121ZM219 122H218V121ZM229 120V121H228ZM21 121H23L24 123V125H22V122ZM26 121H28V122H30L29 124H27L26 123ZM40 121V122H39ZM41 121H42V123H41ZM173 121V122H172ZM178 121H179V123H180V121H181V123H180V125H179V123H178ZM207 123H206V122ZM221 121V122H222ZM13 123V125H15V126H13L12 125V123ZM18 122L19 123H21L20 125L18 124ZM41 123V124H39V123ZM55 124H54V123ZM64 122V123H63ZM65 122H66V124L68 125V127H67V125L65 124ZM70 124H69V123ZM74 122V123H73ZM169 122V123H168ZM173 124H172V123ZM177 122V123H176ZM218 122V123H217ZM229 122V123H228ZM11 123V124H10ZM15 123V124H14ZM38 123V124H37ZM56 123H58V124H56ZM60 123H63V124H61L60 125ZM72 123V124H71ZM256 123V124H255ZM42 124L44 125V126H42ZM172 124V125H171ZM176 124V125H175ZM185 124V125H184ZM202 124H203V126H202ZM216 124V125H215ZM224 124V125H223ZM242 124H244V127H242ZM247 124L249 125V126H247ZM253 124H255V125H252V126H254V129H256V127H257V129L259 128V127H261V124L259 125V124H257V122H254ZM12 125V126H11ZM19 125V126H18ZM25 125L28 127L29 125H30V127H28V129H27V127H25ZM51 125V126H50ZM54 125H55V127H54ZM58 127H57V126ZM60 125V126H59ZM66 125V126H65ZM72 126V128L75 126L76 128H78V129H76L75 127L72 129L71 128V126ZM162 125V124H161ZM175 125V126H174ZM219 127H218V126ZM230 127H229V126ZM237 125V126H238ZM259 127H258V126ZM23 127L22 128V130H21V128L20 127ZM41 126V127H40ZM51 128H50V127ZM62 126H64V128L62 127ZM159 126H160V124H159ZM175 128H174V127ZM202 126V127H201ZM206 126V127H205ZM216 126H217V128H216ZM238 126V127H239ZM13 127V128H12ZM15 127V128H14ZM25 127V128H24ZM47 127V128H46ZM60 127V128H59ZM80 127V128H79ZM165 127V128H164ZM180 127H181V129H180ZM239 127V128H240ZM16 128L17 129H20L21 131H19V134L18 133H16V132H18V130H16ZM54 130H53V129ZM59 128V129H58ZM65 129V131L63 130V129ZM69 129V131L70 130H74V129H76L77 131H76V133H75V131H73V132H69L68 131V129ZM71 128V129H70ZM159 128H161V129H159ZM167 128H169V130L167 129ZM177 128V129H176ZM179 128V129H178ZM185 128V129H184ZM210 128V129H209ZM231 128V129H230ZM233 128V129H232ZM241 128H240V130H241ZM249 128H251V126L249 127ZM12 129V130H11ZM23 129L26 131V133H25V131H24V133L25 134H28V135H24V134H22L23 133ZM29 130V131H27V130ZM44 129H45V131H44ZM62 129V130H61ZM66 129H67V132H66ZM163 129V130H162ZM172 129V130H171ZM177 130V131H179V132H177V131H175V130ZM190 131V133L188 134L187 132H189L188 130ZM191 129H192V131H191ZM246 129H248V128H246ZM245 129V130H246ZM15 130V131H14ZM52 130V131H51ZM57 130V131H56ZM85 130V131H84ZM200 130V131H199ZM202 130H204V131H202ZM211 130H213V131H211ZM233 130V132H234V135L232 134L233 132H231ZM243 130H241L240 132L241 133H243ZM244 130V133H246V134H249V133H251V131H252V129H249V130H251V131H249V130H246L245 131ZM43 131L45 132V134L43 133ZM50 131V133L48 134V132ZM163 131H164V133H163ZM169 131H171L172 132V134L169 132ZM195 131H197V132H195ZM198 131H199V133H200V135H199V133H198ZM209 131V132H208ZM247 131H249V133L247 132ZM13 132V133H12ZM30 132V133H29ZM36 132V133H35ZM64 132H65V134H64ZM158 132H161V137L159 136V133ZM167 132H169L167 135L169 136H166V133ZM177 132V133H176ZM192 132H193V134H192ZM195 132V133H194ZM203 132H205L204 134H203ZM208 132V133H207ZM15 133V134H14ZM21 133V134H20ZM42 133V134H41ZM58 134V135H56L55 136V134ZM59 133H61V134H64V135H61V134H59ZM69 133V134H68ZM70 133H71V136H70ZM72 133H73V135H72ZM181 133V134H180ZM186 135V136H184V134ZM201 133H202V135L204 136L203 138H202V136H201ZM240 133V134H241ZM8 134V135H7ZM18 134V135H17ZM52 134H53V136H52ZM68 134V136H66ZM93 136H92V135ZM146 134V135H145ZM176 134V135H175ZM177 134H179V135H177ZM195 134H198V135H195ZM217 134H219V133H217ZM239 134V133H238ZM240 134L239 135H237L238 137H240ZM14 135L16 136V137H14ZM20 135H24L25 136V138L23 137V138H21L20 137ZM39 135L41 136L40 138H39ZM51 135V136H50ZM143 135V136H142ZM145 135V136H144ZM165 136L168 140V144L166 143V139H165V137L164 138H162V136ZM183 135V137H181ZM192 135H195V136H199L198 138H200V140L203 142H201L200 143V140L198 139L197 141H196V138H195V136H192ZM233 135V136H232ZM64 137V138H67L68 140H70V145L67 147V150L65 149V148H63V147H61V146H59L57 143H54L53 144V146H52V144H48V139H49V141L50 140H52V139H59L60 137ZM101 136V137H100ZM190 136H192V137H194V138H191ZM201 136V137H200ZM249 136H250V134H249ZM19 137V138H18ZM27 137V138H26ZM45 137V138H44ZM95 137H97V138H95ZM100 137V138H99ZM151 137V138H150ZM185 137H187V138H185ZM37 138V139H36ZM38 138L40 139V140H38ZM99 138V139H98ZM150 138V139H149ZM161 138V139H160ZM169 138H170V140L172 139V141H169ZM174 138V139H173ZM178 138V139H177ZM191 138V139H190ZM204 140H202V139ZM7 139V138H6ZM18 139V140H17ZM21 140V142H19L20 140ZM25 139V140H24ZM44 139H46V140H44ZM76 139V140H75ZM152 139H151V142H152ZM164 139V140H163ZM176 139L178 140V143H179V147H177V148H179V149H177L176 150V148H172L173 147V141H176ZM186 139V140H185ZM187 139H190V140H192V141H190V143L191 142H193V147H192V143L190 144L189 143V145L192 147V149H195V148H198V147H200V149L198 150L197 149V154L198 153H200V154H198V155H193V156H187V155H184L183 156V154L185 153L184 151L186 150H184L183 151V149L184 148H186L187 146H189L188 145V142H187V145H186V142L185 141H188ZM42 140V141H41ZM92 140V141H91ZM96 140H97V142H96ZM136 140V141H135ZM138 140H140L142 143V145L140 144V146H138L139 145V141ZM181 140H184V141H182L181 142ZM16 141H18V142H16ZM25 141V142H26ZM39 141H41V143H38ZM46 141V142H45ZM162 141H164V142H162ZM96 142V143H95ZM104 142H106V143H104ZM139 142V143H138ZM161 142V143H160ZM196 142L199 144H196ZM43 143H45L44 145H43ZM47 143V144H46ZM75 143V144H74ZM93 143V144H92ZM128 143H130L129 141H128ZM134 143H136V144H138L137 146L134 144ZM159 143V144H158ZM164 143H166V144H164ZM170 143L172 144V146H170ZM195 143V144H194ZM25 144V145H24ZM60 144V143H59ZM74 144V145H73ZM183 144H185V145H183ZM201 144H204V146L203 145H201ZM43 145V146H42ZM45 145H48L47 147H49V149L45 146ZM58 145V146H57ZM103 145H106V147H109V148H106L105 146H103ZM163 146L164 148H162L161 146ZM196 147H195V146ZM201 145V146H200ZM25 146V148H23ZM39 146V147H38ZM52 146V147H51ZM72 146V147H71ZM96 146H98V147H96ZM131 146V147H130ZM155 146H160V149L162 148L163 150L161 151H159L158 149L159 148H155ZM198 146V147H197ZM43 147V148H42ZM54 147V149H56V150H54V149H52ZM124 147V148H123ZM126 147H129V148H126ZM143 147V148H142ZM166 147H167V149H166ZM182 147V148H181ZM14 149L13 151H18L19 150V148H18V150L17 149ZM37 148V149H36ZM40 148V149H39ZM62 150H61V149ZM70 148V149H69ZM98 148V149H97ZM132 148V149H131ZM137 148V149H136ZM139 148H141V149H139ZM170 148H172V149H170ZM210 148V149H209ZM208 148V151L209 150H211V148H212V146L210 145V147ZM24 149V150H23ZM45 149H47V151L45 150ZM54 150V152H52V150ZM69 149V150H68ZM97 149V150H96ZM104 149V150H103ZM111 149H112V151H114V152H112L111 151ZM117 149H119V151L118 152H116L117 151ZM122 149V150H121ZM124 149H125V151H124ZM165 149V150H164ZM182 149V150H181ZM189 149H191V148H189V147H187V150H186V152H188V151H190ZM191 149V150H192ZM23 150V151H22ZM39 150H41V151H39ZM43 150V151H42ZM45 150V151H44ZM50 150H51V152H50ZM59 150V151H58ZM66 150V151H65ZM121 150V151H120ZM154 150H155V153L156 152H160L159 154H157L158 155V158H157V156L155 157V158H152L153 159V161H155V162H153L152 161V159H151V157L153 156H155L154 154L152 155V152H154ZM174 150H175V152H174ZM203 150V149H202ZM204 150H207L205 147H204ZM240 150V149H239ZM30 151V152H29ZM49 151V152H48ZM56 151V152H55ZM104 151V152H103ZM164 151V153H162ZM176 151H177V153H179V152H181V151H183L182 153H179V154H177L176 153ZM258 151V152H257ZM256 152L257 153H253L254 155L255 154H259L260 152H261V154H262V151H260V150H257ZM40 152V153H39ZM43 152V153H42ZM60 152V153H59ZM106 152V153H105ZM111 152V153H110ZM120 152H121V154H120ZM234 152V151H233ZM236 152L237 151H235V154L234 153H232L233 155H231L232 157H230V155H227V157H230V159L229 158H227V159H229V160H234V161H243V159H247L248 157L247 156H245V157H243L244 155L242 154V153H244V152H241V154H240V152L238 151L237 152V154H236ZM13 153V154H12ZM15 153V154H14ZM18 153H19V151H18ZM59 153V154H58ZM67 153H69V154H67ZM162 153V154H161ZM39 154V155H38ZM45 154V155H44ZM48 156H47V155ZM52 154H54V155H52ZM104 154L105 155H107V156H104ZM117 154V155H116ZM118 154H119V156H118ZM145 154V153H144ZM161 154V155H160ZM182 154V155H181ZM245 155H247V154H249V153H247L246 151H245V153H244ZM264 154V153H263ZM260 155V157H259V155H255V156H257V157H259V159H261L262 157H264V155ZM13 155H15V156H13ZM51 157H50V156ZM59 155H60V157H59ZM69 155V156H68ZM121 155V156H120ZM161 157H160V156ZM241 155V157H239ZM251 155V154H250ZM248 155L249 157H255L254 155ZM108 156V157H109ZM115 156V157H114ZM200 157V158H198V157ZM235 156H236V159H235ZM10 157H12V158H14L15 157V159H13L12 160V158H10ZM160 157V158H159ZM187 157H189V158H187ZM194 157V158H193ZM247 157V158H246ZM8 158H10V159H8ZM158 159V164H156V160L155 159ZM193 158V159H192ZM195 158H196V160H195ZM121 159V160H120ZM161 159V160H160ZM201 161H199V160ZM238 159H240V160H238ZM9 160V161H8ZM11 160V161H10ZM160 160V161H159ZM204 160V161H203ZM206 160H207V162H206ZM261 160H264V158H262ZM5 161L7 162V163H5ZM105 161V160H104ZM136 163H138V164H135V162ZM197 161H199V162H197ZM11 162V163H10ZM15 162H16V164H15ZM118 162V163H117ZM121 162V164L119 165V163ZM124 162V163H123ZM141 162V163H140ZM264 162V161H263ZM4 163V164H3ZM146 164V165H144V164ZM206 164V166H205V164ZM115 164V165H114ZM123 164V165H122ZM156 164V166L154 167L153 165H155ZM4 165V166H3ZM11 165V166H10ZM14 165H16V166H14ZM26 165V166H25ZM6 166V167H5ZM15 167L16 169L14 170V168H12V167ZM18 166V167H17ZM20 166V167H19ZM27 168V169H29V171H28V174H27V169L25 168V167ZM82 166V167H81ZM123 166H124V168H123ZM137 166V167H136ZM142 168H141V167ZM147 166V167H146ZM208 166V167H207ZM212 166L213 168H210V167ZM231 166V167H230ZM4 167V168H3ZM94 167H95V171H94ZM116 167V168H115ZM119 167H121V168H119ZM146 167V169H145V171H144V168ZM152 169H150V168ZM153 167V168H152ZM233 167V168H232ZM7 168V169H6ZM12 168V169H11ZM20 168L23 170L24 168V170L22 171V173L20 172L21 170H20ZM42 168H43V170L44 171H46V172H44L43 170H42ZM46 168V169H45ZM88 168V169H87ZM123 168V169H122ZM141 168V169H140ZM224 168H225V171H226V169H227V171L225 172L224 171ZM231 168H232V171H231ZM238 168V169H237ZM241 168V169H240ZM4 169H6L5 171H3ZM79 169V170H78ZM85 169V170H84ZM113 169V170H112ZM120 169V170H119ZM154 169V170H153ZM212 169L214 170V173H213V175H212ZM216 169V170H215ZM234 169H236V170H234ZM10 171V172H8V171ZM31 170V171H30ZM39 170V171H38ZM73 170H74V172H73ZM82 170V171H81ZM137 170H138V172H137ZM140 170V171H139ZM218 170V171H217ZM221 170V171H220ZM234 170V171H233ZM241 170V171H240ZM1 171H0V173H1ZM7 171V173L5 174V172ZM19 173H18V172ZM39 173H38V172ZM42 171V172H41ZM55 171V172H56ZM125 172H127L126 170H124ZM142 171L144 172V173H142ZM224 171V172H223ZM228 171L230 172V173H228ZM14 172V173H13ZM31 172V173H30ZM44 172V173H43ZM73 172V173H72ZM89 172V173H88ZM93 172H98L97 173V175H96V173H93ZM141 172V173H140ZM219 172V173H218ZM232 172V173H231ZM240 172V173H239ZM243 172V173H242ZM9 173V174H8ZM18 173V174H17ZM24 173V175H21V177H18L20 174H23ZM27 175H29V176H27ZM50 174V176L48 177V175H46V174ZM53 173L57 176V178L56 177H52L53 176ZM87 173V174H86ZM129 174H130V171L128 172ZM131 173V174H132ZM221 173V174H220ZM236 175H235V174ZM251 173H253V172H251ZM250 173V174H251ZM9 176H8V175ZM17 176H16V175ZM62 175V179H61V176L60 175ZM72 174L73 175H75V176H72ZM84 174V175H83ZM99 174V175H98ZM225 174V175H224ZM232 175V176H230V175ZM238 174V175H237ZM242 175L243 174V176H245V177H243V176H240V175ZM7 177H6V176ZM12 175L14 176L13 178H11L12 177ZM41 175V176H40ZM46 175V176H45ZM92 175H94V176H92ZM116 175V174H115ZM138 177H137V176ZM221 175V176H220ZM223 175V176H222ZM234 175V176H233ZM22 176L23 177H25V179L23 178L22 179ZM30 176H32V177H30ZM59 176V177H58ZM99 176V177H98ZM215 176V177H214ZM230 176V177H229ZM238 177V179H237V177ZM248 176V177H247ZM9 177V178H8ZM16 177V178H15ZM28 179H27V178ZM30 177V178H29ZM34 177L36 178V179H34ZM45 177H48V178H45ZM74 177V178H73ZM81 177V178H80ZM86 179H85V178ZM214 177V178H213ZM243 177V178H242ZM247 177V178H246ZM7 178V179H6ZM18 178H21L22 180H24L23 182L20 180V179H18ZM40 178V179H39ZM51 178H56V179H51ZM58 178H59V181H58ZM77 178H79V179H77ZM139 178V179H138ZM212 178V179H211ZM217 178V179H216ZM219 178H222V179H220V180H224L223 182H219V183H217L218 182V179ZM16 179H18V182H16L17 180ZM43 179V180H42ZM48 179H49V181H48ZM68 179V180H67ZM83 179H84V181H83ZM97 179H99V180H97ZM109 179V180H108ZM205 179V180H204ZM214 179V180H213ZM216 179V180H215ZM240 179L242 180V181H240ZM245 179V180H244ZM4 180V181H3ZM6 180V181H5ZM8 180V181H7ZM11 180V181H10ZM26 180H28V181H26ZM30 180V181H29ZM41 180V181H40ZM66 180V181H65ZM78 180V181H77ZM101 180V181H100ZM136 180H137V183H134V182H136ZM201 180H203L202 182H201ZM208 180V181H207ZM210 180V181H209ZM219 180V181H220ZM234 180H236V181H234ZM240 182H239V181ZM244 180V181H243ZM47 181V182H46ZM51 181H53V182H51ZM55 181H56V183H55ZM71 181V183H69V182ZM75 181V182H74ZM108 181V182H107ZM211 181H213L212 183H215L214 181H216V183H217V185H216V189H218V188H220L219 186V184H224V185H222V189L220 188V190L218 189V190H216L214 187H212V188H210L209 190L212 192V191H214V192H210V191H208V190H206V189H208L209 187H211L210 186V183H211ZM2 182V183H1ZM10 182V183H9ZM20 182V183H19ZM27 182V183H26ZM28 182H29V184H28ZM44 182V183H43ZM58 182V183H57ZM79 182V183H78ZM82 184H81V183ZM85 182V183H84ZM88 182V183H87ZM106 182V183H105ZM140 184H139V183ZM190 182H191V184H190ZM204 182H205V184H204ZM207 182H209V183H207ZM234 182V183H233ZM9 183V184H8ZM12 183V184H11ZM19 183V184H18ZM22 183L24 184V186L26 187V189H25V187L22 185ZM38 183V184H37ZM51 183V184H50ZM53 183V184H52ZM78 183V184H77ZM108 183V184H107ZM113 183V184H112ZM130 183H133V184H130ZM200 183V184H199ZM203 183V185L204 186H206L207 188H203L204 186L203 185H201ZM215 183V184H216ZM237 183H239V184H236ZM260 183H261V181L259 180L258 181V185H260ZM5 184H7L8 186L6 187V185ZM20 184H21V186H20ZM25 184H28V185H25ZM41 184V185H40ZM44 184V185H43ZM57 184V187L55 186ZM65 184V185H64ZM69 184V186H66V185H68ZM75 184V185H74ZM81 184V185H80ZM85 184V185H84ZM209 184V185H208ZM246 187V189H245V187L244 188H242L243 187V185ZM247 184V185H246ZM19 185V186H18ZM39 185V186H38ZM54 185V186H53ZM85 187H84V186ZM95 185V186H94ZM113 185H114V188H112L113 187ZM119 186V188H117L118 186ZM120 185H122V187H121V189H120ZM16 186V187H15ZM50 186V187H49ZM61 186V187H60ZM65 186L68 188H65ZM77 186V187H76ZM83 186V187H82ZM112 186V187H111ZM226 188H225V187ZM238 186L240 187V188H242V189H238ZM249 186V185H248ZM20 187V188H19ZM21 187H23V189L26 191V192H24V190L23 189H21ZM32 187V188H31ZM34 187V188H33ZM55 187V188H54ZM237 187V188H236ZM15 188H16V190H17V188L18 189H20V191L22 192V190H23V192L24 193H21V192H19V190H17V191H15ZM30 188V189H29ZM71 188V189H70ZM86 188V189H85ZM88 188V189H87ZM115 188H117V190L115 189ZM202 188V189H201ZM213 188H214V190H213ZM236 188V189H235ZM249 189L251 188L250 186L248 187ZM37 191H36V190ZM55 189V190H54ZM64 189V190H63ZM79 189H80V191H79ZM91 189V190H90ZM204 189V190H203ZM212 189V190H211ZM223 189H224V191H223ZM30 190H32V191H30ZM60 190V191H59ZM74 190V191H73ZM86 190V191H85ZM119 190H122V192L120 191L119 192ZM216 190V191H215ZM9 191V192H8ZM36 191V192H35ZM40 192V194H39V192ZM44 191H45V193H44ZM69 191V192H68ZM78 193H77V192ZM7 192H8V194H7ZM32 192V193H31ZM38 192V193H37ZM41 192H42V194L44 195V198H43V195H41ZM83 192V193H82ZM137 192V193H136ZM27 193V194H26ZM133 193H134V195H133ZM136 193V194H135ZM216 193H218L217 195L219 196V199L220 200H224L225 199V201H221V203L220 204H214V203H217V202H214V200H212V199H214L215 198V201H220L218 198V200L216 199V197H214V196H217V195H215ZM223 193V194H222ZM233 194L234 193V195H229V194ZM6 196H5V195ZM14 194V195H13ZM16 194V195H15ZM26 196V197H20V196ZM25 194V195H24ZM92 195L94 198V200H97V201H94V200H92V198L90 199L89 198V196L90 195ZM96 194V195H95ZM130 194H131V196H130ZM137 194L138 195H140V196H137ZM222 194V195H221ZM12 195V196H11ZM37 195H39V196H37ZM212 195H214L213 196V198H212ZM229 195V196H228ZM238 195H236V196H238ZM32 198H31V197ZM42 196V197H41ZM134 198H133V197ZM136 196V197H135ZM224 196H227V200H226V197H224ZM235 196V197H236ZM6 197V198H5ZM16 197V198H15ZM31 199H30V198ZM138 197H140V198H138ZM221 197V198H220ZM224 197V198H223ZM5 198V199H4ZM88 198V199H87ZM97 198V199H96ZM135 198L136 199H138V200H140V201H138V200H136V201H134L135 200ZM174 198V199H173ZM176 198H181V199H183V202L182 203H178L177 201H175V200H177ZM210 198H212V199H210ZM35 199V200H34ZM89 199H90V201H89ZM24 200V201H23ZM28 200V201H27ZM30 200V201H29ZM37 200V201H36ZM87 200L89 201V202H87ZM133 200V201H132ZM174 200V201H173ZM35 201H36V204H35ZM42 201H44V204H42L43 202ZM49 201V202H48ZM94 201V202H93ZM142 201V202H141ZM18 202V203H17ZM136 202L137 203V205H136V203H135V205H134V203ZM138 202H140L139 204H138ZM228 202V203H227ZM230 202V203H229ZM8 203H10L11 205H9ZM40 203V204H39ZM48 203H49V205H48ZM91 203V204H90ZM15 204V205H14ZM18 204V206H16ZM21 206H20V205ZM32 204H34V205H32ZM1 205V206H2ZM14 205V206H13ZM23 205H24V207H23ZM45 205V206H44ZM47 205V206H46ZM221 205V206H220ZM234 206V209H233V206ZM1 206H0V209H1ZM4 206H3V208H4ZM16 206V207H15ZM19 206H20V208H19ZM33 206V207H32ZM37 206V207H36ZM217 206H219V207H217ZM14 209H13V208ZM43 207V208H42ZM18 208V209H17ZM68 208V209H67ZM12 209H13V211H12ZM17 209V211H15ZM20 209V210H19ZM26 209V210H25ZM29 212H31V213H29ZM32 210V211H31ZM25 212V213H24ZM47 213V214H46ZM24 214H25V216H24ZM29 214H31L30 216H28ZM44 214V215H43ZM46 214V215H45ZM235 214H237L236 216H237V219H236V216H235ZM39 215V216H38ZM43 217H42V216ZM18 216V217H17ZM22 216H24L23 218H22ZM256 216L258 217L257 219H255L256 218ZM20 217V218H19ZM1 218V217H0ZM18 218H19V220H18ZM26 218V219H25ZM36 218V219H35ZM16 219V220H15ZM254 219V220H253ZM14 220V221H13ZM21 220V221H20ZM26 221V222H23V221ZM35 220V221H34ZM233 220H234V222H235V220L236 221H238V223H234L233 222ZM262 220V221H261ZM1 221H2V223H6V222H8V224L6 223V225H7V227L8 228H6V225H5V227H3V225L4 224H2L1 223ZM11 223H10V222ZM38 221V222H37ZM257 221V222H256ZM14 222V227H13V225H12V223ZM20 222L22 223V224H20ZM249 222V223H248ZM262 222V223H261ZM10 223V224H9ZM15 223L17 224V226L15 225ZM25 223V224H24ZM34 223V224H33ZM38 223V224H37ZM248 223V224H247ZM251 223V224H250ZM253 223V224H252ZM20 224V225H19ZM27 224V225H26ZM43 224V225H42ZM238 224V226H236ZM249 226H247V225ZM250 224V225H249ZM255 224L257 225V226H255ZM2 225V226H1ZM9 225H10V227H9ZM11 225H12V228H11ZM22 225V226H21ZM38 225V226H37ZM41 225V226H40ZM245 225V226H244ZM260 225V226H259ZM20 226V227H19ZM24 227V228H23ZM38 227V228H37ZM18 230H17V229ZM20 228V229H19ZM25 228H26V230H25ZM12 229V230H11ZM16 230V232H15V230ZM36 229H37V231H36ZM253 229V230H252ZM7 230V231H6ZM32 230V231H31ZM41 230V231H40ZM249 232V233H251V234H249V233H247V231ZM19 231H22V233L21 232H19ZM40 231V232H39ZM251 231V232H250ZM4 232V233H3ZM19 232V233H18ZM15 233V234H14ZM21 233V234H20ZM25 233V234H24ZM244 234L242 233L241 235H240V237L242 236V237H244ZM249 234V235H248ZM254 234V235H253ZM253 235V236H252ZM246 236V237H247ZM1 237H2V240H1ZM3 237H5V238H3ZM6 237H8V238H6ZM229 238V239H228ZM235 238V239H234ZM8 239H9V242L7 243V241H8ZM30 239V240H29ZM230 239H232V240H230ZM4 240V241H3ZM227 240V241H226ZM234 240V241H233ZM260 240V239H259ZM3 242V243H2ZM6 242V243H5ZM11 242V243H10ZM226 242V243H225ZM228 242V243H227ZM230 242H232V243H230ZM10 243V244H9ZM230 243V244H229ZM7 244H9V245H7ZM12 244V245H11ZM195 244V245H194ZM228 244V245H227ZM3 245V246H2ZM5 245V246H4ZM8 247H7V246ZM227 245V246H226ZM231 245V246H230ZM17 246H19L21 249H19V247H17ZM229 246V247H228ZM10 247V248H9ZM16 250H14V249ZM17 248V249H16ZM232 248V249H231ZM24 249V250H23ZM27 250V251H26ZM232 250V251H231ZM15 251V252H14ZM24 253V254H23ZM25 255V256H24ZM232 255H234L233 257H232ZM257 255H259V254H253V258H252V255L250 256H246L245 258H244V264H248L249 262H250V260H251V262H250V264H264V255H261L262 257H260V255L259 256H257ZM18 256H20V257H18ZM257 256V257H256ZM234 257H236L234 260H232ZM248 257V258H247ZM21 258V259H20ZM246 258H247V260H246ZM14 259V260H13ZM6 261V262H5ZM232 261H234V263H232ZM246 261H247V263H246ZM3 262V263H2ZM10 262V263H9ZM236 264H237V262H236Z\"/></svg>", "mask_w": 264, "mask_h": 264}]
</instances>
